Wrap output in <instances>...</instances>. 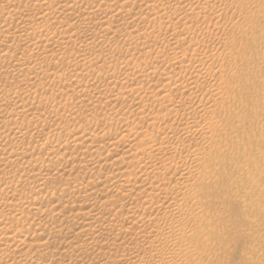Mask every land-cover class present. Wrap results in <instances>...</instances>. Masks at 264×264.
<instances>
[{
  "label": "rangeland",
  "instance_id": "rangeland-1",
  "mask_svg": "<svg viewBox=\"0 0 264 264\" xmlns=\"http://www.w3.org/2000/svg\"><path fill=\"white\" fill-rule=\"evenodd\" d=\"M16 1V2H15ZM23 1H24V3H23ZM21 0V2L19 1V0H11L10 1V7H9V9L11 10H17V8H18V10L17 11H19V10H23L24 9V6H25V8H27L26 6L28 5H30L31 4V2L32 1H30L29 3L28 2H26L25 3V1L26 0ZM50 2L47 4V5H51V6H54V7H57L59 4H58V2L57 1H55V0H49ZM55 1V2H54ZM102 1V2H101ZM133 0H115V1H113V0H92V2H91V4H88V5H84V17H86L85 19H84V22H80L81 24H79L78 26H76V31H78V29L79 28H81L82 26H84V27H82L81 29L82 30H84L85 32H84V36H85V33H86V37L84 38V55L87 57H84V75H83V77H81V80L79 79L78 81H77V84L75 85H73V87L74 86H76L74 89L71 87V86H69L70 88H72V90L69 88H67L68 89V92L69 93H71V95H69V93H68V95H63L62 96V98H61V96H54V92H55V89L57 88V86L59 85L60 87H64V85H65V87H67V85H70L71 84V82H73V80H74V74H75V72L77 73V72H80L81 71V69H82V65H75V64H73L72 62L74 61L73 59H72V57L74 56V55H76L77 53H79L80 51H78V49L79 50H81V49H83V47H81L80 46V48H79V45L76 43V45H75V43H73L72 41H70L69 40V38L70 37H72L73 39H74V37H77V36H79L81 33H79V35L77 34V35H74V33H73V31H71V29H69L70 27H68V29H58V28H54L53 26H50L49 25V22H51V21H60V24H62V25H66L65 23H72L73 22V20H72V18L68 15V13L67 12H69V11H71V10H76V9H72V8H69L68 7V10H66V12H65V10H63L64 12H63V14H60L59 16L58 15H52V18L51 17H48L47 19L49 20V21H46L44 24H42L40 27H37L36 25L37 24H35L36 22H38L40 19H39V16H40V13L39 14H36L31 20H28V21H26L27 23H24L25 25L23 26V27H15V23H11V24H13V27H11L12 25H10L9 23L7 24V25H9L10 26V28L11 29H9V28H7V25H6V23L7 22H4L5 21V16H7V14H8V11L7 10H9V9H7V10H2L1 9V11H0V24H2V22H3V26L1 25V29H3L2 31H0V32H2V35L3 34H5V35H8V33H9V36L10 35H12V36H10V37H8L7 38V40L9 41H7V40H5V41H0V49H4V48H7V49H14L15 51H17V52H19V53H25V54H29V56H30V58L32 59H30L32 62H34V63H43L42 65H45L44 67L47 69V71H46V69L43 71L42 70V72H41V70L40 71H37V69H33L34 68V66H31V67H29L28 69H26V67L24 68V69H21L20 71L22 72V70H24L21 74L19 73V72H14V71H12L11 69H10V71H11V73L12 72H14V73H16V75L14 74V73H10V71H9V69H8V67H6V66H2V65H0V81H1V83H0V93H1V91H2V94H0V100L1 99H3V97H5L4 99L6 100H1L0 101V106H1V104H2V106L0 107V111H1V113H3V114H1L0 113V115H3V116H0V133L2 134V135H0L1 137V139H0V149H6L7 147H9V149H10V151L12 150V153H13V151H14V153H20L21 154V161H20V159L18 158V161H16L17 163L15 164V163H13L12 165L11 164H9V163H6V164H4L5 162H7L6 160L4 161V158L2 157L1 158V154H0V163H1V166H0V177L3 179V178H5L6 180H7V182H6V180L5 179H3L2 181L4 182H6V184H5V182L3 183H1L0 184V187L2 188V189H0V210L1 211H4V208H5V210L8 208H12L11 210H13L15 213H20L21 212V210H22V208H23V203L21 204V201L23 202V193L21 194L22 195V197L18 194V193H12L11 192V188H10V186H21V183H20V185H19V182H24L25 181V179L24 178H29V175H30V173L32 174V172H34V173H40L41 175H40V177H39V181L38 182H40V181H43L44 183L46 182V183H48V184H51V185H54V187H58L59 186V184L60 183H62V184H64V186H65V188H73V186L75 185V184H78V183H83V185L85 184V188H84V190L86 191L85 193H91L90 195H89V197H87V199L84 197V202L80 199V197H73V198H68L67 196V194L68 193H66L65 192V188H63V190L61 191V190H59V189H61L62 187H64V186H62V184H60V186H59V188H57V191H56V193L57 194H47L46 195V193L44 194V193H41V195H39V197H36L37 199H35L34 201H33V209L31 208V210H30V214H32V215H34V216H38V217H42V219H43V221H42V224H40V225H37V224H35V222H34V224H31L32 223V221L31 220H29V223H28V220L26 221V223H25V221H24V223L22 222V226H21V223H18V222H16V223H11L12 225H10L9 223V226L8 225H6L7 227H6V229L5 230H7L9 233H8V236L10 237V235H11V237L8 239V241H7V245L6 246H4L3 248H5V249H2V251L1 252H3V256H1L2 254H0V264H20L19 262H21V258H23V257H25L26 255L25 254H29V256H31V255H36L37 253H39V252H41L40 251V246L38 245V244H40L41 242L43 243V242H45L43 245H44V250H45V252L46 253H53L52 255H53V257H51V258H49L50 260H48L47 258H44V261H40L39 262V264H49V262L50 263H52V264H57V263H59V262H74V261H78L77 263H83V261H84V264H90V263H92V264H112V259L110 258V256L109 255H111L110 253H112V252H114L115 250H118L119 252H121V247H122V243H121V241H123V243L124 242H129V241H134L135 242V237H134V235L133 234H130L129 232H124L123 230L125 229L126 230V228L127 227H129V226H132L131 225V223H128V222H126V221H124V220H120V221H118V222H120V226L123 228H120V230H117V231H114V233H113V231H108V230H106V232L104 231L105 229H100V227H99V225H98V223H100L101 222V218H102V216L105 214V213H107V212H109L110 210L112 211H115V210H120V211H123L122 213L123 214H125V213H127V212H131V211H135L136 212V214H138V216L140 215V216H147V215H149V212L151 211L149 208H146V210H145V208H143V207H140V208H138L139 210H137V206L136 205H138L139 204V202H142V200L144 199V192H143V189H142V192H134V193H132L131 195H130V197H128L127 198V196L126 197H124V195H123V191L121 190V189H119V188H121V187H119L120 186V184H119V186H118V183H113V182H111L109 179H106L105 178V174H113V172H117L118 171V169L117 168H115V166H113V165H111L113 162H115V161H119L120 163V165L122 164L123 165V167L125 166L127 169H128V166L130 167V166H135V159L136 158H138V159H136V160H140L141 162L138 164L139 166H143V165H149L150 164V159L149 158H147V154L145 153V154H143V151H142V148H141V146L142 147H144L143 146V144L142 143H140V141H136V140H132V133L134 132V129L136 128V127H134V125H135V122H136V115L138 116L139 114H140V112L142 111V109H143V105H142V103L140 102V100H139V97H137V95L138 94H140V95H142V93H143V96H144V94H146L145 95V97L147 96L148 98H149V101H148V103L146 104V113L147 114H145V116L147 115V116H149V120H147L148 119V117L146 116V119L144 120V123H143V128L145 129L146 128V125H147V122L149 123V121H150V119H151V117H150V115L152 116L155 112L157 113V111L159 110V103L160 102H163V103H168V101H167V99H164V98H158V99H160V100H158V101H153L152 102V100L156 97V94H155V90H156V88L158 87V86H162L163 85V83L166 85L165 87H167V81L166 80H162V79H160V77H159V73H161L162 71L163 72H166V71H168L167 69H163L164 67H162L161 68V70H159V72H158V74H155L154 75V81H156L157 83V85L159 84L158 82H161L162 83V85H161V83L157 86V85H155V86H153V88H151V87H148L147 85H142V86H137V84H135L134 82L137 80H140L139 79V75L140 74H142V73H145L146 72V70L144 71V69L142 68V67H139L138 66V64H139V62H138V60L139 61H141L142 63H147L148 65L149 64H151L152 63V61H153V58L154 57H161V55L163 56V57H165L166 59H170V60H168V61H171V58H172V60H173V58L175 59V57H177L178 55V57L180 58V56H183L184 55V57L186 58V59H190L191 57H189V56H193L191 53H194L195 52V54L194 55H196L197 56V53H198V57L200 56V57H203L204 55L206 56V54H211V53H214V51L216 50V53H221L222 52V54L224 55V53L226 54V52H227V56L229 55L230 57H226V59L227 58H231V60H233L232 58L234 57V60H235V63L233 62V61H228V62H232V63H228V66L226 67L228 70H226L227 71V73H228V71H229V66H230V64H231V66H230V68H232V65H234V66H239L240 65V63H241V65L240 66H242L241 67V69H240V71L239 72H237V74H236V76H233V81H232V83L233 82H235V83H233V87L232 88H234V84H237V86L239 87H241V88H238L236 85H235V88H237L236 90L235 89H232V90H230L229 89V91H228V89H227V93L229 92V98L227 99L228 100V102H226L227 100H226V97H225V99H222L221 97H214V94H213V92L215 93L216 92V90H214V87H213V85H215V84H217L219 81H218V76L216 77V76H213V74H210L209 72L207 73V71L205 72L206 74H208V75H205V73H204V75L205 76H207V77H205L204 76V80H202L200 83H199V85L196 87V88H194V91L196 90L197 91V93H195V92H192L194 95L192 96V94L191 93H185L184 95L187 97V99H185L186 101H194L193 103H195V102H197L198 100H199V98H202V97H204V98H207L208 96L207 95H209L210 97H208L210 100L208 101V102H210L209 104H208V102L204 105V107H202L203 109H202V111L201 110H195V112H197V113H195L194 112V110L193 111H191V115H190V117L192 116L193 118V120H208V122H209V120L210 121H212L210 124H209V128H211V129H209L208 127L205 129L206 131H205V133H207L206 134V136H207V138H206V136H205V134L204 135H202L201 137L200 136H196L195 135V133H194V130L193 129H195V128H193L192 130H190V132H189V135H188V133H181V132H179V133H181V134H179L178 132H170V133H168L167 135H168V137H169V139H168V137L167 136H165V138H163L164 136H162V135H164L163 134V132H161L162 130V127H165V128H163V129H165L166 131H167V126H168V124H170L169 123V121L167 122V123H165L166 124V126H164L165 124H161L160 125V128L159 127H156L155 128V130L152 132V134L154 135H152L151 137H152V140L153 139H155V142H157V144H160L159 142H161L164 146H166V145H171V146H173V145H175L176 143H178V142H180V140L182 141H189L191 144H192V146H194L195 148H198L199 149V151L200 150H202V151H200V155L201 156H204V158L203 157H201L202 159H200V158H198L196 161L195 160H192L191 158H189V157H187L186 159V164H185V170H186V172H187V170H188V173L190 172V173H192L191 175L192 176H195V175H197V176H195L196 178V182H194V177H193V182H192V180H191V182H192V187H191V183L190 182H188V186H190L191 187V189L189 190V188L190 187H188L187 186V190L190 192V191H196L197 189V192H193L192 193V196L190 195L191 194V192L190 193H188L187 191V193L189 194V198L190 197H192V198H194L195 200H196V198H198V202H197V200L195 201V203L196 204H194V205H197L198 207H197V209L199 208V210L200 209H202V212L201 211H197V209H196V213L197 214H199V215H201L202 216V220L198 223V225H197V223H195L194 224V222L192 223V217L191 216H189V215H186V216H184L185 217V219L187 220V225L188 226H186V228H185V231H183V234L185 235H181V233L179 234V235H177V236H182V238L183 237H185V238H187L188 237V239H192V238H195V251H193L195 254H193L192 256H194V257H192L191 256V258H193V259H191L190 260V264H192V261H194V260H196L195 261V263L194 264H264V104H262V103H264V101L262 100L263 98H264V75H262V74H264V56H262V55H264V0L262 1V0H260L259 1V6H258V4L257 5H255L254 6V4H252L251 3V5H250V0H245V1H247L246 3H245V1H243V0H238L237 2H235V4L234 5H226L225 7H224V10L222 11L221 10V14L220 15H215V17H213V18H211L210 20V22H209V17H208V15L207 14H209L210 12V10L208 11V8H210V5H206V4H203L204 6H207L206 8H207V12H205L204 10H202V9H200V11L202 10V11H204V13L201 11V13H203V14H200L199 12V9H198V5L196 4V3H198V1L197 0H190L189 1V3H185V4H181V5H176V4H173V2L175 3V1L174 0H170V1H168V0H162V1H158V0H149L148 2H144L143 4H138L139 3V1L138 0H134L135 2H132ZM136 1H137V3H136ZM173 1V2H172ZM207 1H210V0H207ZM54 2V3H53ZM57 2V3H56ZM105 2V3H104ZM109 4H108V3ZM113 2V3H112ZM120 2H121V5H120ZM125 2V3H124ZM160 2V3H159ZM240 2V3H239ZM244 4H243V3ZM0 3L1 4H3L4 2H2V0L0 1ZM15 3V4H14ZM93 3V4H92ZM98 3V4H97ZM127 3V4H126ZM136 3V4H135ZM148 3V4H147ZM151 3H155V4H152V6H151ZM212 3V2H211ZM210 3V4H211ZM100 4V5H99ZM135 4V5H134ZM159 4V5H158ZM167 5V8H169L170 10H171V14H173V16L171 15V17L170 18H168L167 19V21L166 20H164V19H166V18H160V17H158V16H161L160 15V12L159 11H161L162 12V9H164L163 7H165L166 8V5ZM170 4H172V8H171V5ZM245 4H247V5H245ZM249 4V5H248ZM15 5V7H14V9H13V6ZM32 5V4H31ZM30 5V6H31ZM98 5V6H97ZM147 5V6H146ZM156 5H157V7H156ZM170 5V7H168ZM192 5H195V6H192ZM240 5V6H239ZM242 5V6H241ZM1 6V5H0ZM90 6V7H89ZM96 6V7H95ZM111 6V8H112V10L109 8ZM158 6H159V9H158ZM161 6V7H160ZM163 6V7H162ZM175 6V7H174ZM236 6V7H235ZM2 7V6H1ZM0 7V8H1ZM33 6H31V7H29V8H32ZM63 7V6H62ZM61 7V9H63ZM88 7V8H87ZM114 7H116V8H114ZM146 7V8H145ZM153 7V8H152ZM156 8V12L153 14V13H151V12H154V11H152V10H154L155 8ZM177 7V8H176ZM181 7V8H180ZM182 7H184V8H182ZM195 7V9L193 10V8ZM221 7H222V9H223V5H221ZM243 7V8H242ZM244 7H246V8H244ZM249 9H248V8ZM259 7V8H258ZM33 8H36V7H33ZM59 8H60V5H59ZM65 8V7H64ZM95 8H97L96 10V12L94 13L93 12V10L95 9ZM99 8H101V9H99ZM143 10H142V9ZM148 8V9H147ZM149 8H151V9H149ZM161 8V9H160ZM185 8H186V10H185ZM197 8V9H196ZM113 9H114V11H113ZM127 9H129V11L127 10ZM132 9V10H131ZM158 9V10H157ZM172 9H174V11H172ZM218 9V8H217ZM229 9V10H228ZM234 9V10H233ZM34 10H36V9H34ZM40 10H41V7L39 6L38 7V10L36 11V12H40ZM136 10H139V11H136ZM182 10V11H181ZM184 10V11H183ZM248 10V11H247ZM261 10V11H260ZM7 11V12H6ZM91 13H90V12ZM130 11H132V12H130ZM135 11L138 13V15H137V13H135ZM140 11H142V12H140ZM149 11H150V13H149ZM188 11H190V13L188 12ZM226 11V12H225ZM257 13H256V12ZM6 14H4V13ZM43 12V11H42ZM87 12V13H86ZM93 12V13H92ZM105 12V13H104ZM175 12V13H174ZM177 12V13H176ZM186 12L187 13H189V14H186ZM239 12H241V13H239ZM255 12V13H254ZM259 12H261V15H258L259 14ZM113 13V14H112ZM119 13V14H118ZM140 13V14H139ZM143 13V14H142ZM147 13V14H146ZM193 13V14H192ZM199 13V15H198V17L196 16L197 14ZM232 13V14H231ZM238 13L240 14V15H238ZM251 13V14H250ZM254 13V14H253ZM4 14V15H3ZM107 16H106V15ZM135 14V15H134ZM146 14V15H145ZM152 14V15H151ZM159 14V15H158ZM176 14V15H175ZM179 14V15H178ZM192 14V15H191ZM206 14V15H205ZM218 14V13H217ZM225 14V15H224ZM249 15V17H248V15ZM263 14V15H262ZM3 15V16H2ZM92 15V16H91ZM103 15H105V16H103ZM108 15H110V16H108ZM130 15V16H129ZM155 15H156V18H154L155 17ZM175 15V16H174ZM185 15V16H192V17H189L188 18V16L187 17H183V16ZM203 15H205V16H203ZM231 15H233V16H231ZM247 17H245V16ZM256 15V16H255ZM38 16V17H37ZM57 16V17H56ZM124 16H126V18L124 17ZM137 16V17H136ZM144 16V17H143ZM152 16V17H151ZM180 16H182V17H180ZM203 16V17H202ZM231 16V17H230ZM258 17L259 18V20L258 19H256L255 17ZM95 17H97V18H95ZM98 17H100V18H98ZM104 17V18H103ZM107 17H109V18H107ZM114 19H113V18ZM198 18L197 20H196V18ZM219 17V19H217ZM234 17V18H233ZM238 17H240V18H238ZM241 17H244L245 18V20L243 19V18H241ZM253 19V21L251 20V18ZM254 17V18H253ZM3 18V19H2ZM38 18V19H37ZM54 18V19H53ZM55 18H57V19H55ZM106 18V19H105ZM134 18V19H133ZM152 18L153 19H155V21H153L152 20ZM179 18V19H178ZM183 18V19H182ZM202 18H205V19H202ZM206 18H208L207 19V22H204V21H206ZM248 18L251 20L250 22H248L249 20H248ZM65 19V20H64ZM90 19H92V20H90ZM104 19V20H103ZM108 19V20H107ZM110 19V20H109ZM126 19V20H125ZM132 19H133V21H132ZM143 19L145 20V21H143ZM158 19H160V21L158 20ZM182 19V20H181ZM184 19H185V21H184ZM188 19V20H187ZM191 19V20H190ZM213 19V20H212ZM217 19V21L218 22H214L215 20ZM229 19H231V20H229ZM67 20V21H66ZM87 20V21H86ZM127 20H128V22H127ZM150 20H152V21H150ZM178 20V21H177ZM193 20V21H192ZM200 20V21H199ZM203 20V22L205 23V24H203V22H201ZM235 20V21H234ZM239 22H238V21ZM243 20V21H242ZM101 21V22H100ZM109 21V23H107ZM111 21V22H110ZM135 21V22H134ZM149 21H150V23H149ZM163 21V22H162ZM180 21V22H179ZM200 24V25H198V23ZM87 22V23H86ZM90 22H92V23H90ZM100 22V23H99ZM105 24H104V23ZM134 22V23H133ZM138 22H139V24H138ZM141 22V23H140ZM159 22V23H158ZM210 23V26H209V23ZM217 24L216 26H215V24ZM235 22L237 23V25H238V29L236 30V28H235V26L234 27H232L233 26V24L234 25H236L235 24ZM241 22V23H240ZM248 23V25L246 24V23ZM252 22H254V23H252ZM48 23V24H47ZM82 23H84V24H82ZM86 23V24H85ZM98 23V24H97ZM119 23V24H118ZM121 23V24H120ZM129 23H131V24H129ZM133 23V24H132ZM142 23H143V25H142ZM145 23V24H144ZM207 23H208V25H207ZM231 23V24H230ZM27 24V25H26ZM92 24V25H91ZM97 24V25H96ZM107 24H108V26H107ZM195 24H196V26H195ZM203 24V25H202ZM222 26H221V25ZM226 24V25H225ZM228 24V25H227ZM240 24H242V28H241V25ZM244 24V25H243ZM6 25V26H5ZM31 26V27H37L38 29V31L39 32H41V34L42 35H40L41 37H39V41H37L38 43H36L35 44V42L33 43V45H35V46H28L27 48H24V47H26L25 45L23 46L22 44H21V39L23 38L22 37V35H24L25 36V34H27L26 32L24 33V30L23 29H25V30H27L28 28L26 27V26ZM43 25H44V27H43ZM48 25V26H47ZM104 25V26H103ZM115 25V26H114ZM120 25V26H119ZM127 25V26H126ZM198 25V26H197ZM212 25V26H211ZM214 25V26H213ZM236 25V26H237ZM8 26V27H9ZM20 26V25H19ZM94 26V27H93ZM99 26V27H98ZM103 26V27H102ZM106 26V27H105ZM119 26V27H118ZM188 26V27H187ZM218 26V27H217ZM230 26V27H229ZM243 26H244V28H243ZM249 26H250V30H249ZM7 29H6V28ZM25 27V28H24ZM35 27V28H36ZM90 27V28H89ZM104 27H105V29H104ZM203 27V28H202ZM217 27V28H216ZM220 27V28H219ZM224 27V28H223ZM12 28H16V29H12ZM20 28H21V31H20ZM40 28V29H39ZM44 28V29H43ZM94 28V29H93ZM103 28V29H102ZM106 28H107V30H108V32H107V30H106ZM115 28V29H114ZM118 28V29H117ZM120 28V29H119ZM123 28V29H122ZM189 28V29H188ZM201 28H202V30H201ZM226 28V29H225ZM247 28V29H246ZM0 29V30H1ZM5 29V30H4ZM17 29H18V31H17ZM57 29V30H56ZM79 30V31H82V30ZM113 29V30H112ZM126 31H125V30ZM221 29H223V30H221ZM228 29V30H227ZM231 29V30H230ZM235 29V30H234ZM13 30H15V31H13ZM43 30V31H42ZM100 30H102V31H100ZM112 30V31H111ZM117 30V31H116ZM118 30H120V31H118ZM216 30H218V31H216ZM225 30V31H224ZM8 31V32H7ZM29 30H27V32H28ZM56 33H55V32ZM61 31V32H60ZM68 31V32H67ZM89 33H88V32ZM105 31H106V33H105ZM115 31V32H114ZM124 31V32H123ZM131 31V32H130ZM201 31V32H200ZM205 31V32H204ZM226 33L227 31L229 32V34L231 33V31H232V33L234 32V36H233V39L234 40H232L231 42H230V45H229V47H228V45L227 44H225V45H223V42H222V39H223V37H224V32ZM241 31V32H240ZM243 31V32H242ZM13 32H15L16 34H14ZM30 32V31H29ZM71 32V33H70ZM97 32V33H96ZM99 32V33H98ZM121 32H122V34H121ZM126 32L128 33V35L126 34ZM212 32V33H211ZM221 32V33H220ZM236 32V33H235ZM239 32V33H238ZM24 33V34H23ZM31 33V32H30ZM50 33V34H49ZM60 33V34H59ZM95 33V34H94ZM108 33V34H107ZM115 33V34H114ZM121 35H120V34ZM126 35H125V34ZM217 33V34H216ZM240 34L239 36L240 37H238V36H236V35H238V34ZM241 33H243V35L241 34ZM70 34H71V36H70ZM104 35L105 37H103V38H99L98 39V36L99 35ZM107 34V35H106ZM136 36H135V35ZM200 36H199V35ZM212 34H214V36L212 35ZM216 34V35H215ZM222 34V35H221ZM224 34V35H223ZM246 34V35H245ZM251 34H252V37H251ZM13 35H14V37H13ZM15 35H17L16 37H15ZM20 35V36H19ZM30 35V34H29ZM52 35V37H50L49 38V36H51ZM54 35H55V37H54ZM112 35V36H111ZM130 35H132V37H130ZM140 37H139V36ZM219 35V36H218ZM33 35H32V33H31V37H32ZM59 36V37H58ZM88 36H90V39H89V37ZM95 36V37H94ZM97 36V37H96ZM110 36V37H109ZM116 36V37H115ZM125 36V37H124ZM135 36V37H134ZM153 36V37H152ZM155 36V37H154ZM207 36V37H206ZM210 36H212V37H210ZM248 36V38H246ZM34 37H36V36H34ZM61 37V39L62 40H67L68 41V44H64V46L65 45H69V46H65L63 49L64 50H66V52L64 51L63 52V49L62 50H59V51H54L52 54L53 55H51V54H49V55H46V56H44L43 55V52L42 51H44L43 49H45V50H47V49H49V48H51L52 50H54V49H56V47H53L54 46V43H56V39L57 38H60ZM107 37V38H106ZM120 37H122V39H120ZM164 39H163V38ZM214 37H216V38H214ZM237 37V38H236ZM251 37V38H250ZM36 38H38V37H36ZM94 38V39H93ZM155 38H156V40H155ZM192 40H191V39ZM200 38H201V40H200ZM203 38V39H202ZM214 38V39H213ZM219 38V39H218ZM220 38H222L221 40H220ZM239 38H241L240 40H242L241 42H240V40H239ZM15 39V40H14ZM96 39V40H95ZM100 39H102V40H100ZM108 39V40H107ZM116 39V40H115ZM135 41H137V42H135ZM148 39H150V40H148ZM152 39H154V40H152ZM210 41H209V40ZM59 40V39H58ZM87 40H88V42H87ZM94 40H95V42H94ZM98 40V41H97ZM125 40V41H124ZM133 40V41H132ZM167 40H169V41H167ZM204 40V41H203ZM218 40H220V41H218ZM249 40V43L248 42H246V41H248ZM251 40V41H250ZM71 43H70V42ZM93 41V42H92ZM107 41V42H106ZM114 41V42H113ZM129 41H131V42H129ZM141 41V42H140ZM144 43H143V42ZM148 41H150V42H148ZM161 41H162V44H161ZM164 41V42H163ZM178 43H176V42ZM191 41H193V43L191 42ZM198 41V42H197ZM6 42H8V43H6ZM91 42V43H90ZM111 42V43H110ZM140 42V43H139ZM154 42H155V44H154ZM156 42H157V44H156ZM200 42V43H199ZM213 42V43H212ZM250 42L252 43V44H250ZM3 43V44H2ZM6 43V44H5ZM53 43V44H52ZM73 43V44H72ZM86 43H87V45H86ZM117 43V46L115 45ZM128 43V44H127ZM136 43H138V44H136ZM170 43V44H169ZM175 43V44H174ZM196 43H199V44H197L196 45ZM203 43V44H202ZM15 44V45H14ZM93 44V45H92ZM95 44H97V45H95ZM168 44V45H167ZM173 46H172V45ZM192 44V45H191ZM195 44V45H194ZM211 44V45H210ZM219 44V45H218ZM229 44V43H228ZM5 47H4V46ZM13 45V46H12ZM101 45V46H100ZM106 45V46H105ZM133 45H134V47H133ZM144 45V46H143ZM177 45H179V46H177ZM203 45V46H202ZM207 45V46H206ZM227 45V46H226ZM256 45V46H255ZM76 46V47H75ZM78 46V47H77ZM111 46H113V47H111ZM205 46V47H204ZM53 47V48H52ZM86 47V48H85ZM136 47V48H135ZM166 47V48H165ZM168 47V48H167ZM219 47V48H218ZM228 47V48H227ZM251 47V48H250ZM17 48V49H16ZM22 48V49H21ZM32 49V51H31V49ZM35 48V49H34ZM40 48V49H39ZM43 48V49H42ZM70 48V49H69ZM72 48V49H71ZM121 48V49H120ZM170 48V49H169ZM174 48V49H173ZM217 48V49H216ZM226 48V49H225ZM229 48H233V51L231 50V49H229ZM243 48V49H242ZM69 51H68V50ZM77 49V50H76ZM208 49V50H207ZM221 49L223 50V51H221ZM228 49V50H227ZM250 49V50H249ZM29 50V52H26V51H28ZM36 51V52H34V51ZM138 50V51H137ZM161 50V51H160ZM164 50V51H163ZM166 50H167V52H166ZM210 50V51H209ZM214 50V51H213ZM252 50V51H251ZM71 51V52H70ZM134 51V52H133ZM135 51H137V52H135ZM158 51H159V53H162L161 55H159V53H158ZM206 51H208V52H206ZM224 51H226V52H224ZM229 51V52H228ZM33 52V53H32ZM42 54H41V53ZM45 52V51H44ZM59 52V53H58ZM72 53V54H70V53ZM141 52V53H140ZM204 52V53H203ZM232 52H233V54H232ZM251 52V53H250ZM66 53V54H65ZM127 53V55H126V57H125V55L124 54H126ZM137 53V54H136ZM158 55H157V54ZM168 53V54H167ZM215 53V54H216ZM261 53V56L259 55ZM33 54H34V56H33ZM36 54V55H35ZM43 55L44 56V58L43 57H41V55ZM63 54H65V55H63ZM109 54V55H108ZM118 54H120V55H118ZM133 56H132V55ZM31 55H32V57H31ZM51 55V56H50ZM72 55V56H71ZM138 55H139V57H138ZM155 55V56H154ZM203 55V56H202ZM236 55V56H235ZM253 55V56H252ZM39 56V57H38ZM63 56H65V58L63 57ZM110 56V57H109ZM113 56V57H112ZM120 56H121V58H120ZM132 56V57H131ZM169 56H171L170 58H168ZM174 56V57H173ZM6 58L8 57L9 58V56H5ZM109 57V58H108ZM141 57V58H140ZM150 57V58H149ZM156 57V58H157ZM177 57V58H178ZM184 57H181L180 59H183L184 61H186V62H188V60H186ZM260 59H262L263 58V60H258V58ZM46 58V59H45ZM68 58H70V59H68ZM111 58V59H110ZM127 58H133V59H136L137 58V60H136V66H138V67H135V69H136V71L137 72H135V74H134V76H136V77H134V76H131L132 77V80H131V82L129 81V79H126L127 78V75H126V73H127V70H126V65H125V61L127 60ZM178 58V59H179ZM238 58V59H237ZM253 58V59H252ZM39 59V60H38ZM118 59V60H117ZM123 59V60H122ZM142 59V60H141ZM150 59V60H149ZM229 59H227V60H229ZM240 59V60H239ZM35 60V61H34ZM41 60V61H40ZM47 60V61H46ZM72 60V62H69V61H71ZM107 60V61H106ZM109 60V61H108ZM40 61V62H39ZM45 61H46V63H45ZM116 61V62H115ZM123 61V62H122ZM148 61V62H147ZM241 61H243V62H241ZM87 62V63H86ZM107 62V63H106ZM112 62V63H111ZM121 62V63H120ZM140 62V64H142ZM249 62V63H248ZM70 64V65H68V64ZM120 63V64H119ZM237 63V64H236ZM5 64V63H4ZM102 66H101V65ZM104 64V65H103ZM111 64V65H110ZM263 64V65H262ZM68 65V66H67ZM100 65V66H99ZM108 65V66H107ZM121 65H122V67H121ZM125 65V66H124ZM261 65V67H259ZM78 66H80V67H78ZM87 66V67H86ZM90 66H92V67H90ZM244 66V67H243ZM4 67H6V68H4ZM33 67V68H32ZM94 67H95V69L96 68H98L99 69V71H100V75H98L96 78H97V80H96V82H98L99 83V86L97 87L96 85H93L92 86V84H90V83H88V82H90L89 80L90 79H92V78H94V75H92L93 74V72L92 71H94L95 69H94ZM111 67V68H110ZM4 68V69H3ZM107 68H109V69H107ZM243 68V69H242ZM5 69L6 70H8V71H5ZM69 69V70H68ZM108 70V71H105V70ZM121 69V70H120ZM134 69V70H135ZM138 69V70H137ZM246 71H245V70ZM26 70V71H25ZM58 70V71H57ZM101 70L104 72H101ZM124 70V71H123ZM140 70V71H139ZM166 70V71H165ZM60 71V72H59ZM113 71V72H112ZM40 72V73H39ZM57 72V74H59V75H61V77H62V75H63V77L62 78H60V79H62V81L60 80V79H54V78H52L51 76H49L51 73H56ZM65 72V73H64ZM67 72H68V74H67ZM119 72H120V74H119ZM121 72H122V74H121ZM126 72V73H125ZM141 72V73H140ZM178 71H176V72H172V74L174 75V73H177ZM241 72V73H240ZM255 72V73H254ZM9 75H8V74ZM25 73V74H24ZM72 73V74H71ZM103 73V74H102ZM140 73V74H139ZM240 73V74H239ZM252 73V74H251ZM259 73V74H258ZM14 74V75H13ZM41 74V75H40ZM42 74H44L43 76H42ZM46 74H48V75H46ZM171 74V73H170ZM239 74V75H238ZM7 76L8 75V77L9 78H11V76H12V81H14V82H10L9 83V85H7V86H4V85H2V79H3V77L4 76ZM28 75V76H27ZM32 75V76H31ZM33 75H34V77H33ZM52 75V74H51ZM106 75V76H105ZM113 75V76H112ZM249 75V76H248ZM251 75V76H250ZM260 75H262V78H259V76ZM18 76V77H17ZM25 76H27L26 77V79H25ZM46 76H47V78H46ZM49 76V77H48ZM90 76V77H89ZM105 76V77H104ZM123 76V77H122ZM159 78H158V77ZM178 76V75H177ZM189 76V75H188ZM211 76H212V79H211ZM256 76V77H255ZM30 77V78H29ZM33 77V78H32ZM43 78L42 79V81H44L45 83L43 84V85H45V86H43V85H39L38 84V81H37V79L38 78ZM70 77V78H69ZM98 77H100V78H98ZM117 77V78H116ZM122 78V80H121V78ZM133 77H134V79H133ZM185 76H183L182 77V79H180V80H182V81H186L187 80V76L184 78ZM209 77V78H208ZM237 77V78H236ZM239 77V78H238ZM258 77V78H257ZM261 77V76H260ZM17 78H18V80H17ZM66 78V79H65ZM84 78V79H83ZM90 78V79H89ZM104 78H107V79H104ZM120 78V79H119ZM125 78V79H124ZM156 78V79H155ZM234 78H235V80H234ZM30 79V80H29ZM46 79H47V81H46ZM51 79H53V80H51ZM72 79V80H71ZM83 79V80H82ZM103 79H104V81H103ZM117 79V80H116ZM136 79V80H135ZM206 79V80H205ZM215 79V80H214ZM260 79H263V80H261V81H259ZM21 80V81H20ZM24 80V81H23ZM29 80V81H28ZM35 80V81H34ZM60 80V81H59ZM65 80V81H64ZM67 80H69V81H67ZM99 80H101V82L99 81ZM107 80V81H106ZM112 80V81H111ZM114 80V81H113ZM127 80H128V83H127ZM238 80H240V82H238ZM258 81V82H256V85H254L255 84V82H252V81ZM23 81V82H22ZM110 81V82H109ZM126 81V82H125ZM162 81H164V82H162ZM204 81V82H203ZM214 81V82H213ZM18 82V83H17ZM40 82V81H39ZM59 82H61V83H59ZM65 82H67L66 84H65ZM81 82V83H80ZM111 84H109V83ZM113 82V83H112ZM123 82V83H122ZM211 82H213V83H211ZM245 82L246 83H250L249 85H250V87H249V85L247 84H245ZM262 82H263V84H262ZM23 83V84H22ZM59 83V84H58ZM87 83V84H86ZM101 83V84H100ZM103 83V84H102ZM131 83V84H130ZM253 85H252V84ZM15 84H17V85H15ZM19 84V85H18ZM27 84V85H26ZM32 84V85H31ZM121 84H122V86H121ZM132 84H133V86H132ZM88 85V86H87ZM113 85V86H112ZM126 85V86H125ZM128 85V86H127ZM12 86V87H11ZM16 86V87H15ZM22 86V87H21ZM28 86V87H27ZM43 86V87H42ZM47 86V87H46ZM86 86V87H85ZM96 86V87H95ZM101 86V87H100ZM111 86V87H110ZM164 86V85H163ZM202 86V87H201ZM212 86V88H209L208 89V87H211ZM247 86V87H246ZM259 86V87H258ZM9 87V88H8ZM15 87V88H14ZM25 87V88H24ZM27 87V88H26ZM32 87H33V89H32ZM56 87V88H55ZM91 87H93V89H95L94 91H93V89L92 90H90V88ZM124 89H123V88ZM133 87V88H132ZM136 87H137V89L138 90H136ZM139 87H141V88H139ZM143 87V88H142ZM170 87V89L169 90H171V87H174L173 85H169L168 84V88ZM202 89H201V88ZM255 87V88H254ZM3 88V89H2ZM13 88V89H12ZM19 88H21V89H19ZM30 89V92H29V96L27 97L28 99H22L21 100V98H19L18 96L20 95V93H19V91H21L22 89ZM36 88V89H35ZM42 88H43V90H42ZM55 88V89H54ZM80 88H81V90H83V88H84V90L87 92H85L84 94H85V96H83V99H82V101L83 102H81V99H80V101L77 99L76 100V98L74 99L73 97H74V94H75V92L74 91H76L75 89H79L80 90ZM88 88V89H87ZM96 88H97V90H96ZM104 88V89H103ZM115 88V89H114ZM120 88H122L121 90H120ZM147 88H149V89H147ZM167 88V89H168ZM32 89V90H31ZM100 89V90H99ZM131 91H130V90ZM140 89V90H139ZM148 90V91H145V90ZM152 89V90H151ZM173 89V88H172ZM201 89V90H200ZM225 89V91H226V88H222V90H224ZM239 89V90H238ZM6 90V91H5ZM17 90H18V92H17ZM36 90V91H35ZM40 90H42V91H40ZM52 90V91H51ZM54 90V91H53ZM69 90H71V91H69ZM104 90H106L105 92H104ZM111 92H113V91H115V92H117V94H118V99H116V102H114L115 101V99L113 100H110L111 102V104L110 105H113V106H110L109 105V103L107 104V102L105 103V98L110 94V91ZM113 90V91H112ZM125 90V91H124ZM126 90H127V92H126ZM134 90V91H133ZM141 90H142V92H141ZM166 91L167 92V94L169 93L170 94V92H172V90L171 91ZM235 90V91H234ZM15 91V92H14ZM35 93H34V92ZM45 91H47V92H45ZM90 93H89V92ZM96 91L98 92V93H96ZM103 91V92H102ZM122 91V92H121ZM137 91H140L138 94L136 93ZM145 91V92H144ZM150 91L151 92H153V94L152 93H150ZM204 91H206V92H204ZM219 91V90H218ZM220 91H221V89H220ZM230 91H231V95H230ZM234 91V92H233ZM238 91V92H237ZM254 91V93H252ZM3 92H4V94H3ZM13 92V93H12ZM51 93V94H53V95H51V94H49V93ZM92 92H94V93H92ZM100 92V93H99ZM118 92H120V93H118ZM126 92V93H125ZM32 93H33V95H32ZM73 93V94H72ZM91 93H92V95H91ZM105 93V94H104ZM122 93V94H121ZM125 95H124V94ZM130 93H132V95L130 94ZM136 93V94H135ZM173 93V92H172ZM232 93H234L235 94V96L233 95L232 96ZM7 94H9V95H7ZM15 94V95H14ZM16 94H17V96H16ZM19 94V95H18ZM48 94V95H47ZM88 94V95H87ZM101 94H103V95H101ZM135 94V95H134ZM150 94H152V95H150ZM155 94V95H154ZM187 94V95H186ZM191 94V95H190ZM195 94L197 95V96H195ZM242 95L243 97H239L238 95ZM244 94V95H243ZM257 95V98L258 99H256V95ZM47 95V96H46ZM107 95V96H106ZM123 95V100H122V97L120 98V96H122ZM127 95V96H126ZM131 95V96H130ZM190 95V96H189ZM204 95V96H203ZM206 95V96H205ZM228 95V94H227ZM247 95V96H246ZM3 96V97H2ZM9 96V97H8ZM64 96H65V98H64ZM70 98H69V97ZM73 96V97H72ZM103 96V97H102ZM106 96V97H105ZM136 96V97H135ZM196 98H195V97ZM254 96H255V98H254ZM17 98V100H16V98ZM33 98V100L34 99H36L35 101H33V104H34V106L31 104V103H29L30 101H32V98ZM46 97V98H45ZM66 97H68V98H66ZM94 99H93V98ZM132 97H134V99L132 98ZM151 97V98H150ZM152 97H153V99H152ZM193 97V98H192ZM234 97V98H233ZM249 97V98H248ZM263 97V98H262ZM47 98L49 99V100H47ZM53 98V99H52ZM73 98V99H72ZM157 98V97H156ZM189 98H191V100L189 99ZM212 98V99H211ZM221 98V100L219 101V99ZM232 98H233V100H232ZM252 98H254V101L252 102L251 101V103H249L250 102V100ZM41 99V100H40ZM43 99V100H42ZM56 101H55V100ZM62 99V100H61ZM68 99V100H67ZM92 99V100H91ZM102 99V100H101ZM129 99V100H128ZM133 99V100H132ZM195 99V100H194ZM214 99V100H213ZM215 99H216V101H215ZM15 100H16V102H15ZM38 100H40L41 101V103H40V101H38ZM54 100V101H53ZM72 100H73V103H71L72 102ZM86 100V101H85ZM127 100V101H126ZM138 100V101H137ZM175 100H178L177 98L175 99ZM212 100V101H211ZM233 101L232 103L230 102V101ZM240 102H239V101ZM242 100V101H241ZM258 100V101H257ZM261 100L263 101V102H261ZM4 101V102H3ZM20 103H19V102ZM50 101V102H49ZM76 101V102H75ZM103 101V102H102ZM191 101V102H192ZM257 101V102H256ZM2 102V103H1ZM8 102V103H7ZM10 102V103H9ZM35 102V103H34ZM62 102V103H61ZM78 102H80L79 103V105H77L78 104ZM88 102V103H87ZM92 102H93V104H92ZM95 102V103H94ZM155 102H156V106H154L153 107V105H155ZM224 102V103H223ZM256 102V103H255ZM16 103V104H15ZM28 104V105H26L27 107H29L30 105H32V106H30V108L32 109L33 107V109L31 110L30 108V110H31V114H34V115H27V117H23V116H19L20 114H19V112L17 111V110H19V107L22 105V104ZM59 103V104H58ZM64 103V104H63ZM66 103H67V105H66ZM92 105H91V104ZM129 103V104H128ZM134 103V104H133ZM138 103V104H137ZM151 103H153V105L151 104ZM217 103V104H216ZM221 103H223V105H221ZM253 103H254V105H253ZM4 104V105H3ZM15 104V105H14ZM19 104V105H18ZM21 104V105H20ZM38 106H37V105ZM41 104H42V106H41ZM44 104H45V107H44ZM49 104V105H48ZM52 104V106H50ZM56 105V107H55V105ZM88 104H90V105H88ZM98 105V107L96 108V106ZM107 104V105H106ZM116 104V105H115ZM151 106H150V105ZM186 105H183V107L185 108V107H187V105H188V103L186 102L185 103ZM211 104V105H210ZM221 105V109H219L220 108V105ZM237 104V105H236ZM246 104V105H245ZM252 104V105H251ZM260 104V105H259ZM262 104V105H261ZM6 105V106H5ZM18 105V106H17ZM47 105V106H46ZM62 105V106H61ZM64 105H66L67 106V108H66V106L64 107ZM73 105V106H72ZM76 105V106H75ZM100 105V106H99ZM107 107H106V106ZM135 105H137V106H135ZM207 105V106H206ZM226 105V106H225ZM230 105H232V106H230ZM236 105V106H235ZM244 105V107H242ZM10 106V107H9ZM36 106V107H35ZM41 107V109H40V107ZM71 106H72V108H71ZM82 107V108H84V116H81V115H79L77 112H76V108L77 107ZM95 106V107H94ZM152 107V109L150 108V111L149 110H147V108L149 109V107ZM158 106V107H157ZM256 106V107H255ZM258 106V107H257ZM9 107V108H8ZM47 107H50V109H53L54 111H57V113H60V114H64L65 115V121H64V123H65V128L63 129V130H61L60 131V135L59 134H57L54 138H53V141L52 142H50L49 144H48V147L46 148V149H44L43 151H40V157H38V158H36V161H35V158L33 159V158H29V156L31 155L30 154V152H32V150L33 149H36L38 146H39V144L40 143H42V139H37V137L38 136H36L37 134L39 135V134H42V133H44V132H47L48 130H52V125H53V119H55L54 117L55 116H53V115H50L51 117H49V114L47 115V114H45L44 115V112L45 113H48V112H46L47 110L46 109H48V111H49V108H47ZM52 107V108H51ZM58 107H59V109H58ZM92 107V108H91ZM110 109H109V108ZM224 107H225V111H226V115L225 114H223V113H225V112H223L224 110H222V109H224ZM227 107H228V109H227ZM234 107V108H233ZM241 107V108H240ZM2 108H3V110H2ZM43 108H45V109H43ZM61 108V109H60ZM66 110V112H65V110ZM70 108V109H69ZM108 108V109H107ZM137 108V109H136ZM158 108V109H157ZM212 108V109H211ZM238 108V109H237ZM9 109H10V111H9ZM205 109V110H204ZM208 109V110H207ZM214 109V110H213ZM217 109H218V111H217ZM227 109V110H226ZM240 109V110H239ZM45 110V111H44ZM63 110V111H62ZM73 110H75V111H73ZM96 110V111H95ZM140 110V111H139ZM244 110V111H243ZM41 113H40V112ZM72 111V112H71ZM86 111V112H85ZM188 111V110H187ZM208 111V112H207ZM211 111V112H210ZM235 111V112H234ZM258 111V112H257ZM5 112V113H4ZM34 112V113H33ZM39 112V113H38ZM43 112V113H42ZM63 112H65V113H63ZM75 113V114H72V113ZM149 112H150V114H149ZM194 112V113H193ZM229 112V113H228ZM232 112H234L233 114H232ZM245 112V113H244ZM249 113V115H248V113ZM8 113H11V114H8ZM78 115H77V114ZM139 113V114H138ZM211 113H213V114H211ZM228 113V114H227ZM240 113V114H239ZM19 114V115H18ZM104 114V115H103ZM136 114V115H135ZM149 114V115H148ZM203 114V115H202ZM237 114H239V115H237ZM15 115V116H14ZM41 115H43V116H41ZM47 115V116H46ZM93 115V116H92ZM120 115V117H124L126 120H129L128 122L130 123V125H126V127L125 126H123V125H118V124H115L116 123V118H118V116ZM134 115H135V117H134ZM228 115V116H227ZM237 115V116H236ZM5 116V117H4ZM31 116L32 117H34V116H37V117H34V118H31ZM68 118H67V117ZM78 116V117H77ZM81 116V117H80ZM85 116L87 117V118H85ZM95 116V117H94ZM98 116V117H97ZM204 116V117H203ZM230 116V117H229ZM233 116V117H232ZM29 117V118H28ZM45 117H46V119H45ZM47 117H49V118H47ZM77 117V119H75ZM84 117V118H83ZM94 117V118H93ZM104 117V118H103ZM232 117V118H231ZM2 118V119H1ZM12 118V119H11ZM35 118H37V119H35ZM41 120H40V119ZM44 118V119H43ZM83 118V119H82ZM93 118V119H92ZM225 118H226V120H225ZM238 118H240V119H238ZM14 119V120H13ZM15 119H17L16 121H18L19 123H20V125L22 126V127H20L19 129H18V127H16V126H14V121H15ZM29 119V120H28ZM49 119V120H48ZM131 119V120H130ZM192 119H190L191 121H193ZM228 119H229V123L227 122L228 121ZM250 119V120H249ZM261 119V120H260ZM46 120V121H45ZM77 120V121H76ZM115 120V121H114ZM132 120H134L133 122H132ZM226 121L225 123H223L222 121ZM24 121H26V122H24ZM31 121V122H30ZM67 121V122H66ZM83 121V122H82ZM85 121V122H84ZM91 123H90V122ZM93 121V122H92ZM171 121V120H170ZM214 121V122H213ZM231 121V122H230ZM245 121V122H244ZM251 121V122H250ZM259 121V122H258ZM4 122V123H3ZM22 122V123H21ZM52 122V123H51ZM172 122V121H171ZM217 122H218V125H219V123H220V125H221V127H220V125H219V127H218V125H217ZM43 123V124H42ZM48 123V124H47ZM50 123V124H49ZM67 123V124H66ZM75 123V124H74ZM78 123V124H77ZM88 123H90L89 125H88ZM213 123L216 125V126H212L213 125ZM32 124V125H31ZM35 124V125H34ZM84 124V125H83ZM87 124V125H86ZM134 124V125H133ZM212 124V125H211ZM222 124H223V127H222ZM229 125V127H227L228 125ZM34 125V126H33ZM43 125V126H42ZM82 126L84 129H85V132H87V131H89L88 133H90L91 134V132H92V134L90 135V136H86L87 137V139H86V137H84V144L85 145H87V144H92V146L94 145L95 147V149L94 150H92V152H90V153H88V152H86V148L84 147V152L83 151H79V150H77V148H75V150L73 149V151H71V152H73L72 153V155L73 156H75V158H76V161H74V162H72V163H70L71 161H69L66 165H59V164H57V168L56 169H46L47 168V164L49 163V164H51L52 163V161H55L54 159L55 158H53V157H57V156H59V155H61V154H63V153H61V152H63L62 151V149H60L59 148V146L57 147V145H59V144H57V142H54V141H56V137H60V139H65L66 138V130H67V126H68V128L70 127V126ZM117 125V126H116ZM227 125V126H226ZM232 125V126H231ZM243 125V126H242ZM27 126H29L28 128H27ZM47 126V127H46ZM50 126H52V127H50ZM88 126V127H87ZM90 126V127H89ZM122 126V127H121ZM137 126V125H136ZM212 126V127H211ZM7 127V128H6ZM15 127V128H14ZM23 127H24V129H23ZM42 127H44V128H42ZM106 127V128H105ZM4 128V129H3ZM22 128V129H21ZM38 128V129H37ZM104 128V129H103ZM132 128H134V129H132ZM158 128H159V130H158ZM225 128H226V130H225ZM261 128V129H260ZM16 129H18V132L20 131V132H22V133H20V134H22V136L23 135H27V136H23L24 137V139H23V137H21V138H19V139H21V140H23V141H21V140H17V141H11V139L9 138V136L11 137L12 135H13V133L16 131ZM26 129V130H25ZM32 129V130H31ZM102 131H101V130ZM107 129H108V131H107ZM124 129V130H123ZM157 129V130H156ZM3 130V131H2ZM10 130V131H9ZM28 130V131H27ZM65 130V131H64ZM126 130V131H125ZM224 130H225V134L223 135V133H224ZM244 130V131H243ZM263 130V131H262ZM2 131V132H1ZM12 131V132H11ZM27 131V132H26ZM42 131H44V132H42ZM58 131V130H57ZM57 131H55V132H57ZM99 131V132H98ZM122 131V132H121ZM131 131V132H130ZM193 131V132H192ZM222 132V135H221V132ZM239 131V132H238ZM255 131V132H254ZM23 132H25V133H27V134H23ZM40 132V133H39ZM42 132V133H41ZM65 132V133H64ZM98 132V133H97ZM100 132H101V134H100ZM128 132H130L129 134H128ZM159 132H161V134L159 133ZM192 132V133H191ZM216 132H219V133H217L218 135H215V133ZM230 132V133H229ZM263 132V133H262ZM7 133V134H6ZM10 133H11V135H10ZM97 133V134H96ZM116 133H119V134H116ZM123 133H125L124 135L126 136V137H128L129 139V141H130V147L128 148V146H123V148H125L124 150L126 151V150H131L130 152H129V156L127 155L124 159H121V156L122 155H124L125 153L127 154V152H125L124 153V151L122 150L123 148H122V144L124 145V144H126V143H120V145H115L114 146V148H113V146L112 145H108V144H111V139L115 136V135H121V134H123ZM159 133V134H158ZM227 133H229V135L227 134ZM236 133H238V134H236ZM261 133V134H260ZM6 134V135H5ZM127 134H128V136H127ZM157 134H158V136H157ZM192 134V135H191ZM209 134V135H208ZM213 135L212 136V138H210L211 137V135ZM226 134H227V136H226ZM95 135V136H94ZM103 135V136H102ZM171 135V136H170ZM193 135H195V139L193 140V138H194V136ZM244 135H245V137H244ZM4 136V137H3ZM5 136H7V139L5 138ZM29 136V137H28ZM100 136V137H99ZM192 136V137H191ZM205 136V137H204ZM210 136V137H209ZM230 136V137H229ZM252 136V137H251ZM58 137V138H59ZM163 138V139H161V138ZM196 137H198V138H196ZM202 137H204V138H202ZM216 138V140H214L215 138ZM246 137H247V139H246ZM39 138V137H38ZM91 138V139H90ZM96 138V139H95ZM159 138V139H158ZM189 138V139H188ZM202 138V139H201ZM231 138H232V140H231ZM239 138V139H238ZM242 138V139H241ZM248 138H250V139H248ZM6 139V140H5ZM63 139V140H64ZM89 139V140H88ZM96 141H95V140ZM212 139V140H211ZM219 139H221V140H219ZM243 141V142H240L241 140ZM107 140H109L108 142H107ZM151 140V139H150ZM162 140H165L164 142L162 141ZM177 142H176V141ZM200 140V141H199ZM206 140H208V141H206ZM209 140H211V141H209ZM233 141V142H231V141ZM21 141V142H20ZM87 141V142H86ZM92 141V143H90ZM93 141H95V142H93ZM128 141V142H129ZM148 141V140H147ZM154 141V140H153ZM204 141V142H203ZM6 142V143H5ZM15 142V143H14ZM20 142V143H19ZM24 142V143H23ZM133 142V143H132ZM135 142V143H134ZM140 143V145L138 146V144ZM239 142V143H238ZM245 142V143H244ZM14 143V144H13ZM26 143V145H24ZM35 143V144H34ZM87 143V144H86ZM136 143H137V145H136ZM227 143V144H226ZM233 145H232V144ZM241 143V144H240ZM4 144V145H3ZM16 144V145H15ZM18 144V145H17ZM173 144V145H172ZM235 144V145H234ZM8 145V146H7ZM13 145V146H12ZM21 145V146H20ZM28 145H30L29 147H27ZM32 145V146H31ZM35 145V146H34ZM53 145V146H52ZM55 145V146H54ZM136 145V146H135ZM238 145V146H237ZM117 146H118V148H117ZM169 146H167V147H169ZM198 146V147H197ZM32 149H31V148ZM52 147H53V149H52ZM106 147V148H105ZM127 147V148H126ZM140 147V148H139ZM233 147V148H232ZM113 148V149H112ZM137 148V149H136ZM139 148V149H138ZM193 148V147H192ZM201 148V149H200ZM203 148V149H202ZM8 149V148H7ZM25 149V150H24ZM29 149V150H28ZM117 149V151H115ZM135 149V150H134ZM205 149V150H204ZM27 150V151H26ZM52 150H54V153H53V151ZM98 150H99V153H97L98 152ZM111 150V151H110ZM118 150H120V151H118ZM140 150H141V152H140ZM204 150V151H203ZM207 150V151H206ZM2 151V150H1ZM0 151V152H1ZM16 151V152H15ZM20 151V152H19ZM25 152V155H28V157H26L24 154L22 155V153H24ZM102 151V152H101ZM115 151V152H114ZM75 152V153H74ZM94 152V155L92 154ZM111 152H113V153H111ZM207 152V153H206ZM29 153V154H28ZM65 153V152H64ZM83 153V155H81V154ZM87 153V154H86ZM100 153H102V154H111V160L109 161V163L107 162V163H104V162H98V161H96V160H94V158L96 157L97 158V156H98V154H100ZM116 153V154H115ZM118 153V154H117ZM124 153V154H123ZM137 153V154H136ZM204 153V154H203ZM92 156H91V155ZM122 154V155H121ZM131 154H133V155H131ZM141 154V155H140ZM45 155V156H44ZM54 155V156H53ZM67 155V154H66ZM79 155H81V156H79ZM87 155V156H86ZM117 155V156H116ZM170 155V156H169ZM168 156L169 157H171V159L172 160H178V157H179V152H173L172 151V153H170ZM184 155V154H183ZM199 155V156H200ZM205 155H206V157H205ZM23 156H25V157H23ZM68 156V155H67ZM84 156V158L87 160V162H86V160H84V163L85 164H81L82 162H78V160H79V158L80 157H83ZM133 156H135V157H133ZM140 156V157H139ZM146 156V157H145ZM33 157V156H32ZM50 157V158H49ZM65 157V156H64ZM92 157H93V159H92ZM118 157H120V159L118 158ZM133 157V158H132ZM142 157V158H141ZM24 158H26V159H24ZM28 158H29V160H28ZM88 158V159H87ZM91 158V159H90ZM95 158V159H96ZM118 158V159H117ZM175 158V159H174ZM23 159H24V161H23ZM38 159V160H37ZM90 159V160H89ZM112 159H113V162H112ZM115 159H117V160H115ZM126 159V160H125ZM132 159H134V160H132ZM200 159V160H199ZM34 160V161H33ZM91 160H93L92 162H91ZM115 160V161H114ZM143 160V161H142ZM146 160V161H145ZM203 160V161H202ZM222 162H221V161ZM4 161V162H3ZM26 161V162H25ZM123 163H122V162ZM206 163H205V162ZM21 162H23V164H25V165H23V164H21ZM34 162H36V163H34ZM38 162V163H37ZM190 162V163H189ZM193 162V163H192ZM43 163V164H42ZM115 163H117V162H115ZM196 165H195V164ZM200 165H199V164ZM224 163V164H223ZM2 164H4V165H2ZM22 166H21V165ZM75 164V165H74ZM81 164V167L79 166ZM109 164V165H108ZM131 164V165H130ZM141 164H143V165H141ZM188 164V165H187ZM202 164V165H201ZM239 164H240V166H239ZM20 165V166H19ZM42 165V166H41ZM45 165V166H44ZM59 165V166H58ZM72 165H73V167H76L77 165V167L75 168V172H73L72 171V169L71 168H73L72 167ZM92 165V166H91ZM111 165V166H110ZM121 165V166H122ZM199 165V166H198ZM246 166V169H243V168H245L244 166ZM251 165H252V168H251ZM3 166V167H2ZM5 166V167H4ZM10 166V167H9ZM13 166V167H12ZM24 166V167H23ZM99 166H100V168H99ZM195 166V167H194ZM235 166V167H234ZM238 166H239V168H238ZM243 166V167H242ZM247 166H248V168H247ZM7 167H8V169H7ZM23 169L22 170V172H20L21 171V169ZM62 167V168H61ZM123 167L121 168V170H120V172H124L123 170H125V167H124V169H123ZM218 167V168H217ZM4 168V169H3ZM14 168V169H13ZM17 168H19L20 169V171H19V169H17ZM24 168H27V169H24ZM32 170H31V169ZM34 168V169H33ZM50 168H52V167H50ZM68 168V169H67ZM80 168V169H79ZM96 169L97 170V172L96 173H92V171H91V169ZM224 168V169H223ZM250 168V169H249ZM261 170H260V169ZM28 169H29V171H28ZM74 169V168H73ZM79 169V170H78ZM92 169V170H93ZM193 169V170H192ZM252 169V170H251ZM257 169V170H256ZM2 170V171H1ZM11 170V171H10ZM38 170V171H37ZM44 170H45V172H44ZM63 170H65V171H63ZM83 170H84V172L86 171V173L84 174V172H83ZM107 170H109V171H107ZM191 170V171H190ZM237 170V171H236ZM251 170V171H250ZM26 171H28V172H26ZM32 171V172H31ZM37 171V172H36ZM42 171H43V173H42ZM49 171V172H48ZM61 171V172H60ZM67 171V172H66ZM79 171V172H78ZM83 173H82V172ZM102 171V172H101ZM107 171V172H106ZM172 172H173V170H171ZM170 171V172H171ZM197 171V172H196ZM219 171V172H218ZM2 172V173H1ZM13 172V173H12ZM100 172V173H99ZM119 172V171H118ZM200 172H202V173H200ZM203 172L205 173V174H203ZM213 172H214V175H212L213 174ZM239 172V174H241V172H242V174L241 175H237V176H240V179L238 180V178L239 177H237L236 176V174ZM251 172V173H250ZM255 172V173H254ZM6 173V174H5ZM29 175H28V174ZM46 173V174H45ZM70 173V174H69ZM79 175H78V174ZM90 173V174H89ZM211 173V174H210ZM216 173V174H215ZM219 173V174H218ZM235 173V174H234ZM246 173V174H245ZM258 173V174H257ZM51 174V175H50ZM65 174V175H64ZM83 176H82V175ZM200 174H203V175H205V177L203 178V176L202 175H200ZM207 174H210L211 175V177L208 175L207 177H206V175ZM221 174V175H220ZM253 174V176H249V175H252ZM2 175V176H1ZM19 175V176H18ZM25 175V176H24ZM66 175H69V176H66ZM73 175L75 176V175H77V176H75V177H73ZM99 175V176H98ZM232 175V176H231ZM246 177H245V176ZM5 176V177H4ZM7 176V177H6ZM9 176V177H8ZM28 176V177H27ZM50 176V177H49ZM227 176V177H226ZM236 178H235V177ZM249 178H248V177ZM12 177V178H11ZM56 179H55V178ZM60 177H62V179L60 178ZM68 177H70V178H68ZM209 177H210V179H209ZM14 178V179H13ZM23 178V179H22ZM68 178V179H67ZM82 180H81V179ZM95 178V179H94ZM215 178V179H214ZM226 178V179H225ZM235 178V179H234ZM241 178H243V179H241ZM244 178H246V179H244ZM251 178V179H250ZM30 180H31V178H29ZM41 179V180H40ZM51 179V180H50ZM70 179V180H69ZM103 179V180H102ZM201 181H200V180ZM206 179V180H205ZM11 182H10V181ZM22 180V181H21ZM55 180V181H54ZM108 180V181H107ZM198 180L201 182H199L198 183ZM206 181L207 182V185H209V186H207L206 185V182L204 183V182H202V181ZM208 180V181H207ZM228 180H229V182H228ZM244 180V181H243ZM248 180H250V181H248ZM251 180L253 181V182H251ZM15 181V182H14ZM32 181H34V180H31V182ZM71 181V182H70ZM76 181V182H75ZM86 181L87 182H89V183H86ZM101 181V182H100ZM154 181V180H153ZM157 181V180H156ZM244 183H243V182ZM258 183H257V182ZM17 182V183H16ZM57 182H59V183H57ZM111 182V183H110ZM133 182V181H132ZM131 182V183H132ZM158 182V181H157ZM157 182H155L154 181V183H152L153 185H156L157 184ZM208 182H213L212 184H210V183H208ZM249 184H248V183ZM7 183H9V184H7ZM40 183H42V182H40ZM54 183V184H53ZM67 183V184H66ZM71 183V184H70ZM105 183V184H104ZM121 184H126L125 183V181L123 182H120ZM156 183V184H155ZM195 183V184H194ZM196 183H198V184H196ZM217 183V184H216ZM253 183H255L254 185H253ZM12 184V185H11ZM87 184V185H86ZM114 184V185H113ZM196 185V186H198V188L197 187H195L194 188V185ZM207 186V189L205 188L206 186ZM239 184V185H238ZM241 184V185H240ZM251 184H252V186H251ZM257 184L259 185V186H261V189L258 187V188H255V186L257 187ZM30 186L29 187H31L32 189H30L28 186H27V188L24 190V193L25 194H27V191H28V196H34V194H32L33 192H30L31 190H35L36 189V187H38V186H35V184L33 183H31V184H29ZM32 185V186H31ZM69 185V186H68ZM72 185V186H71ZM94 185V186H93ZM96 185V186H95ZM200 185L203 187V185L205 186V187H203V194H204V192H205V195H203L202 193H200L199 191H202V187H200ZM213 185H215V186H213ZM223 185V186H222ZM7 187V189H6V187ZM35 186V187H34ZM67 186V187H66ZM101 186H103V187H101ZM114 186V187H113ZM150 185H148L147 187H149ZM217 186V187H216ZM219 186V187H218ZM249 186V187H248ZM9 187V188H8ZM34 187V188H33ZM147 187H145L146 189H144V190H146L147 192H148V190L150 189V187H149V189L147 188ZM199 187H200V189H199ZM19 188V187H18ZM69 188V189H70ZM88 188H89V190H88ZM116 188V189H115ZM144 188V187H143ZM197 188V189H196ZM241 188V189H240ZM98 189V190H97ZM115 189V190H114ZM176 188H174V190H175ZM194 189V190H193ZM243 189H245V190H243ZM254 189V190H253ZM5 190V191H4ZM27 190V191H26ZM30 190V191H29ZM98 192H97V191ZM179 190H180V188H179ZM183 190H185L184 188H182V190L181 191H183ZM206 190H208L209 192H207ZM217 190V191H216ZM253 190V191H252ZM59 191H60V193H59ZM150 191V190H149ZM221 191H222V193H221ZM7 192V193H6ZM64 192V193H63ZM97 192V193H96ZM117 192H118V194H117ZM174 192H176V190L174 191ZM218 192V193H217ZM9 193V194H8ZM31 195H30V194ZM92 193H94V194H92ZM122 193V194H121ZM140 193H143V194H140ZM12 194V195H11ZM87 194V195H88ZM109 194V195H108ZM118 196H117V195ZM120 194V195H119ZM139 194L141 195V196H143V197H141L140 196V199H139ZM196 194V195H195ZM198 194V195H197ZM212 194V195H211ZM216 194V195H215ZM11 195V196H10ZM44 195H45V197H44ZM52 195V196H51ZM57 195V196H56ZM60 195V196H59ZM65 195H66V197H65ZM116 196V198L118 199V200H114V202H109V203H107L108 201H106V200H108V198H110L111 196L112 197H115ZM137 195V196H136ZM196 197H195V196ZM207 195V196H206ZM209 195V196H208ZM213 197V198H211V196ZM253 195L255 196V197H253ZM4 196V197H3ZM7 196V197H6ZM19 198H18V197ZM49 196H51V197H49ZM108 196V197H107ZM123 196V198H121ZM194 196V197H193ZM197 196H200V197H197ZM2 197V198H1ZM16 197V198H15ZM54 197V198H53ZM59 197H61V198H59ZM93 197V198H92ZM138 197V199H139V201H138V199H136ZM21 198V199H20ZM79 198V199H78ZM92 198V200H89V199H91ZM127 198V200H124V199H126ZM189 198H188V200H186V203H185V200L182 202L183 204H182V206H186V208H189L190 206L192 207V205H193V203H194V201L192 200V198H190V200H189ZM200 198V199H199ZM10 199H11V201H10ZM20 199V200H19ZM57 199H58V201H60V202H58L57 201ZM67 199H68V201H67ZM74 199V200H73ZM103 199H105V200H103ZM209 199V200H208ZM212 199H214V200H212ZM2 200V201H1ZM18 200V201H17ZM48 200V201H47ZM71 200V201H70ZM80 200V201H79ZM137 200V201H136ZM216 200V201H215ZM37 201V202H36ZM50 201V202H49ZM74 201H75V203H74ZM76 201H78V202H76ZM104 201V203H102V202ZM189 201V202H188ZM193 201V203H191ZM204 201V202H203ZM212 201V202H211ZM215 201V202H214ZM256 201V202H255ZM12 202V203H11ZM45 202V203H44ZM71 204H70V203ZM91 202V203H90ZM93 202V203H92ZM137 202V203H136ZM200 202V203H199ZM203 202V203H202ZM9 203H11V204H9ZM16 203V204H15ZM48 203H50V204H48ZM104 204V205H102V204ZM115 203V204H114ZM133 203H135V204H133ZM199 203V204H198ZM202 203V204H201ZM206 203V204H205ZM211 203V204H210ZM6 204V205H5ZM9 204V205H8ZM57 204V205H56ZM63 204V205H62ZM73 204V206L72 207H70L71 205ZM78 204V205H77ZM79 204H81V207H84L83 209L81 208V207H79L80 205ZM113 204H114V206H113ZM123 204V205H122ZM187 204V205H186ZM190 204H192V205H190ZM201 204V205H200ZM5 205V207H3ZM14 205V206H13ZM21 205V206H20ZM49 205V206H48ZM54 205H56V206H54ZM70 205V206H69ZM122 205V207H120ZM239 205V206H238ZM11 206V207H10ZM43 206V207H42ZM51 206H54V208H56V209H53V208H51ZM75 206V209L73 208ZM102 206V207H101ZM132 206V207H131ZM201 206H202V208H201ZM209 206H211V207H209ZM21 207V208H20ZM36 207H37V209H36ZM48 207L49 208H51L50 210H54V212H56V211H59L60 209L61 210H63L62 211V213L63 214H65V215H67L68 216V213H70L69 214V219H67V221H64V220H62V219H60V218H58L55 214H53L54 212L53 211H48V214H46L45 213V211L48 209ZM58 207V208H57ZM64 207V208H63ZM66 207V208H65ZM111 207V208H110ZM116 207V208H115ZM128 207H129V209H128ZM17 208V209H16ZM60 208V209H59ZM77 208V209H76ZM79 208V209H78ZM97 208H98V210H97ZM120 208V209H119ZM121 208H122V210H121ZM142 208V209H141ZM204 208V209H203ZM36 209V210H35ZM42 209H43V213L41 212L42 211ZM58 209V210H57ZM74 209V210H73ZM83 211L84 210V212L85 211H91V210H93V211H91V218L89 217V218H87L86 220H84V222H81V220L80 219H82L81 218V215H78L77 213H75V214H77V215H75L74 214V212H80L81 210ZM105 209V210H104ZM134 209V210H133ZM207 210V214H205L206 212V210ZM20 210V211H19ZM38 210H39V212H38ZM129 210V211H128ZM34 211V212H33ZM50 212H51V214H50ZM98 212V213H97ZM138 212V213H137ZM200 212V213H199ZM203 212H204V214H203ZM73 215H72V214ZM194 213V212H193ZM202 213V214H201ZM38 214V215H37ZM211 214V215H210ZM75 215V216H74ZM77 216H78V218H77ZM37 217V218H38ZM40 217V218H41ZM48 217H49V219H48ZM74 219H73V218ZM58 218V219H57ZM190 218V219H189ZM211 218V219H210ZM51 219V220H50ZM55 219V220H54ZM98 219V220H97ZM205 219L207 220V219H209V221L207 220V222L205 221ZM47 220V221H46ZM69 220V221H68ZM80 220V221H79ZM36 221H38V220H36ZM188 221H189V223H188ZM204 223H203V222ZM43 222H46L45 224L43 223ZM70 222H72V225H71V223ZM79 222V223H78ZM95 222V223H94ZM124 222V223H123ZM208 222H210V223H208ZM82 223V224H81ZM83 223L84 224H86V225H88V223H90V225H88L89 226V228L91 229V230H88L87 229V227L88 226H86V225H83ZM206 223V224H205ZM47 224V225H46ZM48 224H51L52 225V227H53V225H55V226H57V225H59L58 226V228H57V233L56 232H54L53 230H52V227L51 226H49ZM62 224V225H61ZM74 224V225H73ZM77 224H78V226H77ZM190 224H192L191 226H190ZM205 224V225H204ZM16 225V226H15ZM19 225V226H18ZM32 225V228L31 227H29V226H31ZM45 225V226H44ZM81 225H83V226H81ZM96 227H95V226ZM205 227H204V226ZM211 225V226H210ZM28 226V227H27ZM47 226V227H46ZM48 226H49V228H48ZM78 228H77V227ZM80 226V227H79ZM192 226H194V227H192ZM201 226H203V227H201ZM14 227V228H13ZM26 227H27V229H26ZM37 227V228H36ZM40 227V228H39ZM62 227H64V228H62ZM81 227H84V228H81ZM85 227H86V229H85ZM95 227V228H94ZM98 227V228H97ZM191 227L193 228V229H195V228H199V227H201L202 228V230H206V227H207V229H208V231H207V233L205 232V230L204 231H201V232H199L197 229H195L196 231H194L193 229H191ZM13 228V229H12ZM70 230H69V229ZM72 228V229H71ZM77 228V229H76ZM92 228H94L93 230L94 231H92ZM97 228V229H96ZM11 229V230H10ZM16 229V230H15ZM27 230L28 232H26L25 233V236H23L22 237V231L23 230ZM29 229V230H28ZM33 229V230H32ZM36 229V230H35ZM48 229V230H47ZM50 229V230H49ZM62 232V233H60V231ZM76 229V231H78V229L79 230H82L83 231V233H82V231H81V233L83 234H81V235H79V237H78V239L80 240H78L77 238H75L76 239V241L74 240V239H72V238H69V236H71V231L72 230H75ZM84 229V230H83ZM210 229H211V232H210ZM67 230V231H66ZM85 230H87V231H85ZM136 230V229H135ZM30 231V232H29ZM36 231V232H35ZM52 231V232H51ZM89 231V232H88ZM93 233V235L91 234V232ZM188 231H190L189 233H188ZM193 232V234H192V232ZM15 232V233H14ZM66 232V233H65ZM99 232V233H98ZM102 232V233H101ZM122 232V233H121ZM187 232V233H186ZM205 232V233H204ZM214 232V233H213ZM37 233V234H36ZM41 234V233H44V235L46 236L44 239H42V238H40L39 237V235L38 234ZM59 233V234H58ZM85 233V234H84ZM109 233V234H108ZM127 233H129V234H127ZM211 233V234H210ZM64 234V235H63ZM88 234V235H87ZM95 234V235H94ZM101 234V235H100ZM107 234V235H106ZM114 234V235H113ZM208 234V235H207ZM18 235V236H17ZM20 235H21V237H20ZM27 235V236H26ZM97 235V236H96ZM109 235H110V237H109ZM113 235V236H112ZM133 235V236H132ZM195 235H197L199 238L197 239V236H195ZM200 235V236H199ZM36 236V237H35ZM61 236V237H60ZM66 237V238H64V237ZM88 236V237H87ZM91 236V237H90ZM100 236V237H99ZM108 236V237H107ZM127 236L129 237V239L127 238ZM203 236V237H202ZM204 236H206V238H204ZM53 237V238H52ZM56 237V238H55ZM105 237V238H104ZM119 237V238H118ZM134 237V238H133ZM13 238V239H12ZM21 240L22 239V248H21V250H22V253H21V250H20V253L22 254H20V253H18V256H17V254H16V256H15V254L13 255V253H11L12 252V248L14 247V245H16V244H19V240ZM38 238V239H37ZM82 238H84V240L82 239ZM94 238V239H93ZM99 238V239H98ZM100 238L102 239V240H100ZM106 238H109V241L110 242H112V243H109V241L107 242V241H104V239H106ZM114 238V239H113ZM122 240H121V239ZM126 238V239H125ZM132 238V239H131ZM36 239V240H35ZM65 239V240H64ZM72 239V240H71ZM93 239V240H92ZM96 239H98V240H96ZM131 239V240H130ZM200 239H203L202 240V242H200L201 240ZM15 240V241H14ZM39 240V241H38ZM50 240V241H49ZM54 240H56V242L54 241ZM60 240V241H59ZM61 240H63V241H61ZM114 240H116V241H114ZM126 240V241H125ZM129 240V241H128ZM72 241H74V242H72ZM85 241V242H84ZM91 241H97L96 242V246H94V248L96 247V249H94V251H93V249H91L90 248V250H89V247H88V249H86V246H88L87 245V243L89 244ZM100 241V242H99ZM198 241L202 244H198ZM207 241V244L205 243ZM208 241H209V244H208ZM12 242V243H11ZM21 242V241H20ZM34 242L36 243V244H34ZM68 242V243H67ZM142 242V243H141ZM140 243H139V247H140V250H141V248L142 249H145L146 247L145 246H147L148 244L147 243H145L144 244V242H146V241H141ZM11 245H10V244ZM29 243V244H28ZM41 243V244H42ZM54 243H55V245H54ZM84 243V244H83ZM99 243H103V244H98ZM107 243H109V244H107ZM31 244H33V245H31ZM61 244V245H60ZM83 246L84 245V252L82 251L83 250V248H79V247H81V245ZM115 244V245H114ZM206 244V245H205ZM10 245V246H9ZM58 245H60V246H58ZM73 245V246H72ZM200 245V246H199ZM37 246V247H36ZM47 246V247H46ZM62 246H64V247H62ZM69 246V247H68ZM71 246V247H70ZM98 246L99 247H101V246H103V247H101V248H99L98 249ZM118 246H120V247H118ZM54 247V248H53ZM69 249H68V248ZM77 247V248H76ZM11 248V249H10ZM59 248V249H58ZM61 248V249H60ZM72 250H71V249ZM111 248V249H110ZM203 248V249H202ZM100 249H102V250H100ZM109 249V250H108ZM7 250H9V251H7ZM58 250V251H57ZM89 250V251H88ZM98 250H100V251H98ZM106 250V251H105ZM113 250V251H112ZM205 250V251H204ZM34 251H36V252H34ZM38 251V252H37ZM50 251V252H49ZM60 251H62V254H60L61 252ZM68 251V252H67ZM96 251V252H95ZM196 251L199 253V255H198V253H196ZM202 251V253H200ZM4 252H7V253H4ZM24 252V253H23ZM55 252V253H54ZM60 252V253H59ZM71 252V253H70ZM83 252V254H81ZM88 252V253H87ZM98 252H100V253H98ZM105 252V253H104ZM33 253V254H32ZM67 253V254H66ZM10 254V255H9ZM27 254V255H28ZM88 254V255H87ZM91 254V255H90ZM8 255V256H7ZM49 255V254H48ZM70 255V256H69ZM73 255V256H72ZM94 255V256H93ZM99 255V256H98ZM108 255V256H107ZM57 256H58V258H57ZM64 256V257H63ZM128 256V255H127ZM1 257H2V259H1ZM20 257V258H19ZM50 257V256H49ZM63 257V258H62ZM66 257V258H65ZM75 257V258H74ZM82 257H83V260H82ZM93 257V258H92ZM125 258H123V260H122V262H125L126 261V256H124ZM195 257H198V258H195ZM201 257V258H200ZM3 258H5V259H3ZM55 258V259H54ZM91 258V259H90ZM128 258V257H127ZM14 259V260H13ZM16 259V260H15ZM42 260H43V258H41ZM47 259V260H46ZM62 261H61V260ZM197 259H199V260H197ZM3 260V262H1ZM11 262H10V261ZM19 260V261H18ZM73 260V261H72ZM93 260V261H92ZM125 260V261H124ZM203 260V261H202ZM7 261V262H6ZM13 261H14V263H13ZM15 261H16V263H15ZM46 261H48V262H46ZM58 261V262H57ZM86 261V262H85ZM105 261V262H104ZM127 261H128V259H127ZM127 261H126V263H127ZM197 261H199L198 263H197ZM5 262V263H4ZM10 262V263H9ZM46 262V263H45ZM201 262V263H200ZM31 264H38V263H36L35 261H34V263H31ZM187 264H189V262L187 263Z\"/></svg>",
  "mask_w": 264,
  "mask_h": 264
},
{
  "label": "bare ground",
  "instance_id": "bare-ground-1",
  "mask_svg": "<svg viewBox=\"0 0 264 264\" xmlns=\"http://www.w3.org/2000/svg\"><path fill=\"white\" fill-rule=\"evenodd\" d=\"M1 1V0H0ZM10 1L11 0H2V2H4L3 4H1L0 3V5L2 6H0L1 8H0V11H1V9L2 10H7V9H9V7L11 6L10 5ZM20 2H21V0H19ZM23 1V0H22ZM30 1H32L31 2V6H33V7H36V8H29V7H31L30 5L28 6H26L27 8H25V6H24V9L23 10H19V11H17L18 10V8H17V10H7L8 11V14H7V16H5V21L4 22H7L6 23V25L9 23L10 25H12L11 27H13V24H11V23H15L14 25H15V27H23L25 24L24 23H27L26 21H28V20H31L36 14H39L40 13V16H39V21L38 22H36L35 24H37L36 26L37 27H40L42 24H44L46 21H49L47 18L48 17H51L52 18V15H60V14H63V10H65V12H66V10H68V7L69 8H72V9H76V10H71V11H69V12H67L68 13V15L72 18V20H73V22L70 24H68V23H65L66 25H62V24H60V21H51V22H49V25L50 26H53L54 28H58V29H68V27H70L69 29H71V31H73V33H74V35H79V33H81L79 36H77V37H74V39L72 38V37H70L69 38V40L70 41H72L73 43H75V45H76V43L79 45V48H80V46L81 47H83V49H81V50H79L78 49V51H80L79 53H77L76 55H74L73 57H72V59L74 60L73 62H72V60L71 61H69V62H72L73 64H75V65H82V69H81V71L80 72H75V74L73 75L74 76V80H73V82H71V84L70 85H67L68 83L67 82H65V84L67 85V87H65V85H64V87H60L59 85L57 86V88L55 89V92H54V96H61V98H62V96L63 95H68V89L70 88L69 86H71L73 89L76 87V86H74L73 87V85L75 84H77V81L80 79L81 80V77H83V75H84V57H86L85 55H84V38L86 37V33H85V36H84V30H82L81 28L82 27H84V26H82L81 28H79L78 29V31H76L77 29H76V26H78L79 24H81L80 22H84V19L86 18V17H84V5H88V4H91V2H92V0H55V1H59L58 2V4L60 5V8H59V5L57 6V7H54V6H51V5H47L50 1L49 0H26L25 1V3L26 2H30ZM54 1V2H55ZM113 1H115V0H113ZM139 1V3L138 4H143L144 2H148L149 0H138ZM158 1H162V0H158ZM164 1V0H163ZM168 1H170V0H168ZM175 1V3L173 2V4H176V5H181V4H187V3H189V1L190 0H174ZM198 1V0H197ZM238 0H210V1H207V0H199L198 1V3H196L197 5H198V9H199V11H200V9H202V10H206L205 12H207V6L208 5H210V8H208V11L210 12L209 14H207L208 15V17H209V22L211 21L210 19L211 18H213V17H215V15H220L221 13V10L223 11L224 10V7L226 6V5H234L235 4V2H237ZM243 1H245V0H243ZM259 1L260 0H250V5H251V3L252 4H254V6L255 5H257L258 4V6H259ZM263 1V0H262ZM16 2V1H15ZM53 2V3H54ZM56 2V3H57ZM102 2V1H101ZM132 2H135L134 0L132 1ZM150 2V1H149ZM212 2V3H211ZM247 1H245V3H246ZM23 3H24V1H23ZM105 3V2H104ZM108 3V2H107ZM113 3V2H112ZM125 3V2H124ZM136 3H137V1H136ZM135 3V4H136ZM160 3V2H159ZM211 3V4H210ZM240 3V2H239ZM243 3V2H242ZM264 3V2H263ZM15 4V3H14ZM27 4V3H26ZM93 4V3H92ZM98 4V3H97ZM109 4V3H108ZM127 4V3H126ZM134 4V5H135ZM148 4V3H147ZM152 4H155V3H151V6H152ZM190 4V3H189ZM203 4H206L207 6H204ZM244 4V3H243ZM100 5V4H99ZM120 5H121V2H120ZM159 5V4H158ZM166 5V4H165ZM171 5V8H172V4H170ZM170 5L168 6V7H170ZM221 5H223V9H222V7H221ZM236 5V4H235ZM245 5H247V4H245ZM249 5V4H248ZM264 5V4H263ZM41 7V10H40V12H36L37 10H38V7ZM63 6V7H62ZM98 6V5H97ZM147 6V5H146ZM192 6H195V5H192ZM240 6V5H239ZM242 6V5H241ZM14 7H15V5L13 6V9H14ZM61 7L63 8V9H61ZM65 7V8H64ZM90 7V6H89ZM96 7V6H95ZM156 7H157V5H156ZM161 7V6H160ZM163 7V6H162ZM175 7V6H174ZM236 7V6H235ZM88 8V7H87ZM111 10H112V8H111V6L109 7ZM114 8H116V7H114ZM146 8V7H145ZM153 8V7H152ZM155 8V7H154ZM164 9H162V12L161 11H159L160 12V15L161 16H158V17H160L161 19L162 18H166V19H164V20H166L167 21V19L168 18H170L171 17V15L173 16V14H171L172 12H171V10L169 9V8H167V5H166V8L165 7H163ZM177 8V7H176ZM181 8V7H180ZM182 8H184V7H182ZM218 8V9H217ZM226 8V7H225ZM243 8V7H242ZM244 8H246V7H244ZM248 8V7H247ZM259 8V7H258ZM264 8V7H263ZM34 9H36V10H34ZM97 8H95L94 10H93V12L95 13L97 10H96ZM99 9H101V8H99ZM142 9V8H141ZM148 9V8H147ZM149 9H151V8H149ZM158 9H159V6H158ZM157 9V10H158ZM161 9V8H160ZM195 9V7L193 8V10ZM197 9V8H196ZM249 9V8H248ZM128 11H129V9H127ZM132 10V9H131ZM143 10V9H142ZM185 10H186V8H185ZM201 10V11H202ZM229 10V9H228ZM234 10V9H233ZM6 11V12H7ZM43 11V12H42ZM113 11H114V9H113ZM136 11H139V10H136ZM135 11V13H137ZM152 11H154V12H151V13H155L156 12V8L154 9V10H152ZM172 11H174V9H172ZM182 11V10H181ZM184 11V10H183ZM201 11L199 12L200 14H203L204 13V11H202L203 13H201ZM248 11V10H247ZM261 11V10H260ZM90 12V11H89ZM92 12V13H93ZM130 12H132V11H130ZM140 12H142V11H140ZM189 13H190V11H188ZM226 12V11H225ZM256 12V11H255ZM254 12V13H255ZM4 13V12H3ZM87 13V12H86ZM91 13V12H90ZM105 13V12H104ZM149 13H150V11H149ZM175 13V12H174ZM177 13V12H176ZM189 13H187L186 12V14H189ZM199 13L196 15L197 17H198V15H199ZM218 13V14H217ZM239 13H241V12H239ZM238 13V15H240ZM253 13V14H254ZM257 13V12H256ZM264 13V12H263ZM5 14V13H4ZM3 14V15H4ZM113 14V13H112ZM119 14V13H118ZM140 14V13H139ZM143 14V13H142ZM147 14V13H146ZM145 14V15H146ZM193 14V13H192ZM191 14V15H192ZM232 14V13H231ZM251 14V13H250ZM2 15V16H3ZM6 15V14H5ZM106 15V14H105ZM105 15H103V16H105ZM135 15V14H134ZM137 15H138V13H137ZM152 15V14H151ZM159 15V14H158ZM176 15V14H175ZM174 15V16H175ZM179 15V14H178ZM190 15V14H189ZM206 15V14H205ZM205 15H203V16H205ZM225 15V14H224ZM248 15V14H247ZM246 15V16H247ZM258 15H261V12H259V14ZM263 15V14H262ZM92 16V15H91ZM107 16V15H106ZM108 16H110V15H108ZM130 16V15H129ZM183 16V15H182ZM182 16H180V17H182ZM185 16V15H184ZM183 16V17H184ZM188 16V15H187ZM187 16H185V17H187ZM202 16V17H203ZM231 16H233V15H231ZM230 16V17H231ZM245 16V15H244ZM245 16V17H246ZM256 16V15H255ZM254 16V17H255ZM38 17V16H37ZM57 17V16H56ZM125 18H126V16H124ZM137 17V16H136ZM144 17V16H143ZM152 17V16H151ZM189 17H192V16H188V18ZM206 17V16H205ZM248 17H249V15H248ZM253 17V18H254ZM95 18H97V17H95ZM98 18H100V17H98ZM104 18V17H103ZM107 18H109V17H107ZM113 18V17H112ZM154 18H156V15H155V17ZM196 18V17H195ZM216 18V17H215ZM234 18V17H233ZM238 18H240V17H238ZM241 18H243L244 20H245V18L244 17H241ZM247 18V17H246ZM251 18V17H250ZM256 19H258L259 20V18L258 17H255ZM3 19V18H2ZM38 19V18H37ZM54 19V18H53ZM55 19H57V18H55ZM106 19V18H105ZM114 19V18H113ZM134 19V18H133ZM133 19H132V21H133ZM179 19V18H178ZM183 19V18H182ZM181 19V20H182ZM198 18H196V20H197ZM202 19H205V18H202ZM207 19L208 18H206V21H204V22H207ZM214 19V18H213ZM212 19V20H213ZM217 19H219V17L217 18ZM217 19L214 21V22H218L217 21ZM65 20V19H64ZM90 20H92V19H90ZM104 20V19H103ZM108 20V19H107ZM110 20V19H109ZM126 20V19H125ZM152 20L153 21H155V19H153L152 18ZM152 20H150V21H152ZM159 21H160V19H158ZM169 20V19H168ZM188 20V19H187ZM191 20V19H190ZM229 20H231V19H229ZM248 22H250L251 20L253 21V19L251 18V20L248 18ZM67 21V20H66ZM87 21V20H86ZM143 21H145L144 19H143ZM150 21H149V23H150ZM178 21V20H177ZM184 21H185V19H184ZM193 21V20H192ZM200 21V20H199ZM198 21V22H199ZM235 21V20H234ZM238 21V20H237ZM243 21V20H242ZM246 21V20H245ZM62 22V21H61ZM101 22V21H100ZM99 22V23H100ZM111 22V21H110ZM127 22H128V20H127ZM135 22V21H134ZM133 22V23H134ZM163 22V21H162ZM180 22V21H179ZM197 22V21H196ZM197 22V23H198ZM201 22H203V20L201 21ZM203 22V24H205ZM208 22V23H209ZM213 22V23H214ZM239 22V21H238ZM87 23V22H86ZM85 23V24H86ZM90 23H92V22H90ZM104 23V22H103ZM107 23H109V21L107 22ZM132 23V24H133ZM141 23V22H140ZM159 23V22H158ZM208 23H207V25H208ZM241 23V22H240ZM246 23V22H245ZM252 23H254V22H252ZM2 24H3V22H2ZM2 24H0V27H1V25ZM5 24V23H4ZM3 24V25H4ZM48 24V23H47ZM82 24H84V23H82ZM98 24V23H97ZM96 24V25H97ZM105 24V23H104ZM119 24V23H118ZM121 24V23H120ZM129 24H131V23H129ZM138 24H139V22H138ZM145 24V23H144ZM202 24V25H203ZM215 24V23H214ZM231 24V23H230ZM235 24L237 25V23L235 22ZM247 25H248V23H246ZM2 25V26H3ZM5 25V26H6ZM20 25V26H19ZM27 25V24H26ZM92 25V24H91ZM142 25H143V23H142ZM198 25H200L199 23H198ZM197 25V26H198ZM217 24H215V26H216ZM221 25V24H220ZM226 25V24H225ZM228 25V24H227ZM236 25H234L233 24V26L232 27H234L235 26V28H236V30L238 29L237 27H238V25L236 26ZM241 25V28H242V24H240ZM244 25V24H243ZM9 25H7V28H9V29H11L10 28V26L8 27ZM35 26V27H36ZM48 26V25H47ZM104 26V25H103ZM102 26V27H103ZM107 26H108V24H107ZM115 26V25H114ZM120 26V25H119ZM118 26V27H119ZM127 26V25H126ZM195 26H196V24H195ZM209 26H210V23H209ZM212 26V25H211ZM214 26V25H213ZM222 26V25H221ZM28 29L27 30H29L31 33H32V37H31V33L28 31L27 32V30H25V29H23L24 30V33L26 32L27 34H25V36L24 35H22V39H21V44L24 46H26V47H24V48H27L28 46H35V45H33V43L35 42V44L36 43H38L37 41H39V37H41L40 35H42L41 34V32H39L37 29V27L35 28V27H31L30 25L29 26H26ZM42 27V26H41ZM43 27H44V25H43ZM94 27V26H93ZM99 27V26H98ZM106 27V26H105ZM105 27H104V29H105ZM188 27V26H187ZM218 27V26H217ZM216 27V28H217ZM230 27V26H229ZM6 28V27H5ZM6 28V29H7ZM25 28V27H24ZM90 28V27H89ZM203 28V27H202ZM202 28H201V30H202ZM220 28V27H219ZM224 28V27H223ZM243 28H244V26H243ZM1 29V28H0ZM12 29H16V28H12ZM40 29V28H39ZM44 29V28H43ZM82 30V31H79V30ZM94 29V28H93ZM103 29V28H102ZM115 29V28H114ZM118 29V28H117ZM120 29V28H119ZM123 29V28H122ZM189 29V28H188ZM226 29V28H225ZM247 29V28H246ZM3 29H1L0 31H2ZM5 30V29H4ZM57 30V29H56ZM106 30H107V28H106ZM113 30V29H112ZM111 30V31H112ZM125 30V29H124ZM221 30H223V29H221ZM228 30V29H227ZM231 30V29H230ZM235 30V29H234ZM249 30H250V26H249ZM13 31H15V30H13ZM17 31H18V29H17ZM20 31H21V28H20ZM43 31V30H42ZM66 31V30H65ZM100 31H102V30H100ZM117 31V30H116ZM118 31H120V30H118ZM126 31V30H125ZM216 31H218V30H216ZM225 31V30H224ZM223 31V32H224ZM8 32V31H7ZM16 32V31H15ZM15 32H13L14 34H16ZM55 32V31H54ZM61 32V31H60ZM68 32V31H67ZM88 32V31H87ZM107 32H108V30H107ZM115 32V31H114ZM124 32V31H123ZM131 32V31H130ZM201 32V31H200ZM205 32V31H204ZM230 32V31H229ZM229 32L227 31L226 33L224 32V37H223V39L222 38H220V40L222 39V42H223V45H225V44H227L228 45V47H229V45H230V42L232 41V40H234L233 39V36L235 35L234 34V32L232 33V31H231V33L229 34ZM241 32V31H240ZM243 32V31H242ZM23 33V34H24ZM56 33V32H55ZM71 33V32H70ZM89 33V32H88ZM97 33V32H96ZM99 33V32H98ZM105 33H106V31H105ZM212 33V32H211ZM221 33V32H220ZM236 33V32H235ZM239 33V32H238ZM237 33V34H238ZM30 34V35H29ZM50 34V33H49ZM60 34V33H59ZM95 34V33H94ZM108 34V33H107ZM106 34V35H107ZM115 34V33H114ZM120 34V33H119ZM121 34H122V32H121ZM120 34V35H121ZM125 34V33H124ZM126 34L128 35V33L126 32ZM125 34V35H126ZM217 34V33H216ZM215 34V35H216ZM233 36H232V35ZM242 35H243V33H241ZM135 35V34H134ZM199 35V34H198ZM213 36H214V34H212ZM222 35V34H221ZM240 34H238V35H236V36H238V37H240L239 36ZM246 35V34H245ZM10 36H12V35H10ZM9 36V33H8V35H5V34H3L2 35V32H0V41H5V40H7V38L8 37H10ZM17 35H15V37H16ZM20 36V35H19ZM34 36H36V37H38V38H36V37H34ZM70 36H71V34H70ZM112 36V35H111ZM136 36V35H135ZM134 36V37H135ZM139 36V35H138ZM200 36V35H199ZM219 36V35H218ZM244 36V35H243ZM13 37H14V35H13ZM50 37H52V35L51 36H49V38ZM54 37H55V35H54ZM59 37V36H58ZM89 37V39H90V36H88ZM95 37V36H94ZM97 37V36H96ZM103 37H105L104 35L102 36L101 34L98 36V39L99 38H103ZM110 37V36H109ZM116 37V36H115ZM125 37V36H124ZM130 37H132V35H130ZM140 37V36H139ZM153 37V36H152ZM155 37V36H154ZM207 37V36H206ZM210 37H212V36H210ZM251 37H252V34H251ZM250 37V38H251ZM11 38V37H10ZM107 38V37H106ZM163 38V37H162ZM214 38H216V37H214ZM213 38V39H214ZM237 38V37H236ZM246 38H248V36L246 37ZM59 39V40H58ZM63 39V38H62ZM61 39V37L60 38H57L56 40V43H54V46L53 47H56V49H54V50H52L51 48H49V49H47V50H45V49H43L44 51H42L43 52V55L44 56H46V55H49V54H51V55H53L52 53L54 52V51H59V50H62L65 46H69V45H65L64 46V44H68V39L65 41V40H62ZM94 39V38H93ZM120 39H122V37H120ZM164 39V38H163ZM191 39V38H190ZM203 39V38H202ZM219 39V38H218ZM241 38H239V40H240ZM15 40V39H14ZM96 40V39H95ZM95 40H94V42H95ZM100 40H102V39H100ZM108 40V39H107ZM116 40V39H115ZM134 40V39H133ZM132 40V41H133ZM148 40H150V39H148ZM152 40H154V39H152ZM155 40H156V38H155ZM192 40V39H191ZM200 40H201V38H200ZM209 40V39H208ZM220 40H218V41H220ZM8 41V40H7ZM69 41V42H70ZM98 41V40H97ZM103 41V40H102ZM125 41V40H124ZM135 41V40H134ZM167 41H169V40H167ZM204 41V40H203ZM210 41V40H209ZM242 40H240V42H241ZM251 41V40H250ZM9 42V41H8ZM8 42H6V43H8ZM87 42H88V40H87ZM93 42V41H92ZM104 42V41H103ZM107 42V41H106ZM114 42V41H113ZM129 42H131V41H129ZM135 42H137V41H135ZM141 42V41H140ZM139 42V43H140ZM143 42V41H142ZM148 42H150V41H148ZM164 42V41H163ZM176 42V41H175ZM178 42V41H177ZM176 42V43H177ZM192 43H193V41H191ZM198 42V41H197ZM221 42V41H220ZM246 42H248L249 43V40L248 41H246ZM5 43V44H6ZM71 43V42H70ZM72 43V44H73ZM91 43V42H90ZM111 43V42H110ZM144 43V42H143ZM151 43V42H150ZM200 43V42H199ZM199 43H196V45L197 44H199ZM213 43V42H212ZM229 43V44H228ZM232 43V42H231ZM3 44V43H2ZM53 44V43H52ZM128 44V43H127ZM136 44H138V43H136ZM154 44H155V42H154ZM156 44H157V42H156ZM161 44H162V41H161ZM170 44V43H169ZM175 44V43H174ZM178 44V43H177ZM203 44V43H202ZM250 44H252L251 42H250ZM15 45V44H14ZM86 45H87V43H86ZM93 45V44H92ZM95 45H97V44H95ZM116 46H117V43L115 44ZM139 45V44H138ZM168 45V44H167ZM172 45V44H171ZM192 45V44H191ZM195 45V44H194ZM211 45V44H210ZM219 45V44H218ZM226 45V46H227ZM4 46V45H3ZM13 46V45H12ZM101 46V45H100ZM106 46V45H105ZM144 46V45H143ZM173 46V45H172ZM177 46H179V45H177ZM203 46V45H202ZM207 46V45H206ZM256 46V45H255ZM5 47V46H4ZM36 47V46H35ZM52 47V48H53ZM76 47V46H75ZM78 47V46H77ZM111 47H113V46H111ZM133 47H134V45H133ZM205 47V46H204ZM227 47V48H228ZM29 48V47H28ZM86 48V47H85ZM136 48V47H135ZM166 48V47H165ZM168 48V47H167ZM219 48V47H218ZM251 48V47H250ZM17 49V48H16ZM22 49V48H21ZM31 49V48H30ZM35 49V48H34ZM40 49V48H39ZM70 49V48H69ZM72 49V48H71ZM121 49V48H120ZM170 49V48H169ZM174 49V48H173ZM217 49V48H216ZM226 49V48H225ZM229 49H231L232 51H233V48H229ZM243 49V48H242ZM68 50V49H67ZM77 50V49H76ZM208 50V49H207ZM228 50V49H227ZM250 50V49H249ZM31 51H32V49H31ZM34 51V50H33ZM66 52V50H64L63 49V52ZM69 51V50H68ZM138 51V50H137ZM137 51H135V52H137ZM161 51V50H160ZM164 51V50H163ZM210 51V50H209ZM214 51V50H213ZM221 51H223L222 49H221ZM252 51V50H251ZM26 52H29V50L28 51H26ZM34 52H36V51H34ZM71 52V51H70ZM69 52V53H70ZM134 52V51H133ZM166 52H167V50H166ZM206 52H208V51H206ZM224 52H226V51H224ZM229 52V51H228ZM264 52V51H263ZM33 53V52H32ZM41 53V52H40ZM59 53V52H58ZM141 53V52H140ZM158 53H159V51H158ZM204 53V52H203ZM216 50L214 51V53H209V54H206V56L204 55H202L203 57H198V53H197V56L196 55H194L195 54V52L194 53H191L193 56H189V57H191L189 60L188 59H186L185 57H184V55L183 56H180V58L181 57H184L186 60H188V62H186V61H184L183 59H180L178 56V58L177 57H175V59L173 58V60H172V58H171V61H168V60H170V59H166L165 57H163L161 54L162 53H159V55H161V57L159 58V57H154L153 58V61H152V63L151 64H147V63H142L141 61H139L138 60V62H139V64H138V66L139 67H142L143 69H144V71L146 70V72L145 73H142V74H140L139 75V79L140 80H136L134 83L135 84H137V86H142V85H147L148 87H151V88H153V86H155V85H157L156 83V81H154V75L155 74H158V72H159V70H161V68L162 67H164L163 69H167L168 71H166V72H161V73H159L158 75H159V77H160V79H164V80H166L167 81V83L170 85H173L174 87H171V90H172V92H170V94L168 93L167 94V92L166 91H168L169 89H170V87L168 88V84H167V87H165L166 85L163 83V85H162V83L161 82H158L159 84L161 83V85L162 86H158L157 88H156V90H155V94H156V97L153 99V92H151L150 91V93H152V94H150V95H152L153 97H152V102L153 101H158V100H160V99H158V98H164V99H167V101H168V103L166 102V103H163V102H160L159 103V110L157 111V113L155 112L152 116L150 115V117H151V119H150V121H149V123L147 122V125H146V128L144 129L143 128V123H144V120L146 119V116H145V114H147L145 111V109H146V104L148 103V101H149V98L146 96L145 97V95L147 94H144V96H143V93H142V95H140V94H138L140 91H137L136 93L138 94L137 95V97H139V100H140V102L142 103V105H143V109H142V111L140 112V114L137 116L136 114V122H135V125H134V127H136L135 129L134 128H132V129H134V132L132 133V140H136V141H140V143H142L143 144V146L144 147H142L141 145H140V143L138 144V146L140 145L141 146V148H142V151H143V154H147V158H149L150 159V164L149 165H143V164H141V165H143V166H139L138 164L141 162L140 160H136V159H138V158H136L135 159V166H128V169L125 167V170H123L124 172H120V170H121V168L123 167V165L121 166L119 163V161H115V160H117L118 158L120 159V157H118L117 159H115L114 161L115 162H117V163H115V162H113V159H112V164L111 165H113V166H115V168H117L118 169V171L117 172H113V174H105V178L106 179H109L111 182H113V183H118V186H119V184H120V186L119 187H121V188H119V189H121L122 191H123V195H124V197H126L127 196V198L128 197H130V195L132 194V193H136V192H142V189H143V192H144V199L142 200V202H139V204L138 205H136L137 206V210H139L138 208H140V207H143V208H145V210H146V208H149L151 211L149 212V215H147V216H138V214H136V212L135 211H131V212H127V213H125V214H123L122 212L123 211H120V210H115V211H109V212H107V213H105L103 216H102V218H101V222L100 223H98V225H99V227H100V229H105L104 231L106 232V230H108V231H113V233H114V231H117V230H120V228H122L121 226H120V222H118V221H120V220H124V221H126V222H128V223H131V225L132 226H129V227H127L126 228V230L124 229L123 231L126 233V232H129L130 234H133L134 235V239H135V242L134 241H132L131 239V241H129V242H124L123 243V241H121V243H122V247H121V252H119L118 250H115L114 252H112V253H110L111 255H109L110 256V258L112 259V264H187L188 262H189V264L191 263L190 262V260L191 259H193V258H191V256L193 255V254H195L193 251H195V238H192V239H188V237L187 238H185V237H183L182 238V236H177V235H179L181 232V235L183 234V231H185V228H186V226H188L187 225V220L185 219V217L184 216H186V215H189V216H191L192 217V223L194 222V224L195 223H197V225H198V223L204 218H202V216L201 215H199V214H197L196 212L199 210V208L197 209V205H194V204H196L195 203V201L197 200V202L199 201L198 200V198H196V200L194 199V198H192V197H190V198H192V200L194 201V203H193V201L191 202V203H193V205L192 204H190V205H192V207L190 206L189 208H186V206L184 207V206H182V202L186 199V200H188V196H189V194L188 193H190L191 192V196H192V193L194 192H192V191H188L187 190V186L189 185L188 184V182H190L191 183V187H192V182H193V180L196 178L195 176H197V175H195V176H192L191 174L193 173H188V170H187V172H186V170H185V164H186V158L187 157H189V158H191L192 160H197L198 158H200V159H202L201 157H203L204 158V156H201L200 155V151H202V150H200L199 151V149L198 148H195L194 146H192V144L189 142V141H181L180 140V142H178V143H176L175 145H173V146H169V145H166V146H164L161 142H159L160 144H157V142H155V139H153L152 140V132L155 130V128L156 127H159L160 128V125L163 123V124H165V123H167L168 121H169V123L170 124H168V126H167V131L165 130V129H163V128H165V127H162V131L161 132H163V134L164 135H162V136H164L163 138H165V136H167L168 137V133H170V132H181V133H188V135H189V132H190V130H192L193 128H195V129H193L194 130V133H195V135L197 136H202V135H204L205 134V136H206V134L207 133H205V129L208 127H210L209 126V124L212 122V121H210L209 120V122H208V120H193L192 118V116L194 115H192L191 117H190V113H191V111H193L194 110V112H195V110H201L202 111V107H204V105L210 100L208 97H210L209 95H207L208 97L207 98H204V97H202V98H199V100L197 101V102H195V103H193L194 101H192L191 100V98H189L191 101H186L185 99H187V97L184 95L186 92L188 93H191L192 94V96L194 95L192 92H195V93H197V89L194 91V88H196L198 85H199V83L202 81V80H204V76L205 75H208V74H206L205 72L207 71V73L209 72H211L210 74H213V76H218V83L217 84H215V85H213V87H214V90H216V92L214 93L213 92V94H214V97L216 96V97H221L222 99H225V97H226V100L229 98V92L227 93V89H228V91H229V89L230 90H232V89H237V88H235V85L237 86V84H234V88H232L233 86V83H235V82H233L232 83V79H233V76H236V74H237V72H239L240 71V69H241V67L242 66H240L241 65V63H240V65L239 66H234V65H232V68H230V66H231V64H230V66H229V71H228V73H227V71L226 70H228L226 67L228 66V63H232V62H228V61H233L234 63H235V60H234V57L232 58L233 60H231V58L229 59V58H227V59H229V60H227L226 59V57H230L229 55L227 56V52H226V54L224 53V55L222 54V52L221 53H216ZM251 53V52H250ZM30 54V53H29ZM29 54L27 53V54H25V53H19V52H17V51H15L14 49H7V48H4V49H0V65H4V66H6V67H8V69H9V71H10V69L12 70V71H14V72H19L20 74L24 71V70H22V72L20 71L21 69H24L25 67H26V69H28L29 67H31V66H34V70L35 69H37V71H40L41 70V72H42V70L44 71L46 68V66L45 65H42L43 63H34V62H32L31 60V58H30V56H29ZM42 54V53H41ZM40 54V55H41ZM66 54V53H65ZM65 54H63V55H65ZM70 54H72V53H70ZM137 54V53H136ZM157 54V53H156ZM168 54V53H167ZM232 54H233V52H232ZM36 55V54H35ZM43 55H41V57H43L44 58V56ZM50 55V56H51ZM109 55V54H108ZM118 55H120V54H118ZM125 55V57H126V55H127V53L126 54H124ZM132 55V54H131ZM158 55V54H157ZM260 56H261V53L259 54ZM5 56H9V58L7 57H5ZM33 56H34V54H33ZM72 56V55H71ZM133 56V55H132ZM131 56V57H132ZM155 56V55H154ZM236 56V55H235ZM253 56V55H252ZM262 56H264V55H262ZM31 57H32V55H31ZM39 57V56H38ZM64 58H65V56H63ZM110 57V56H109ZM108 57V58H109ZM113 57V56H112ZM138 57H139V55H138ZM171 56H169L168 58H170ZM174 57V56H173ZM87 58V57H86ZM120 58H121V56H120ZM141 58V57H140ZM150 58V57H149ZM258 58V57H257ZM31 59V60H30ZM46 59V58H45ZM68 59H70V58H68ZM111 59V58H110ZM238 59V58H237ZM253 59V58H252ZM261 59V58H260ZM259 58H258V60H260ZM39 60V59H38ZM118 60V59H117ZM123 60V59H122ZM136 60H137V58L136 59H133V58H127V60L125 61V65H126V70H127V73H126V75H127V78L126 79H129V81L131 82V80H132V77L131 76H134V74H135V72H137L136 71V69H135V67H138V66H136L137 64H136ZM142 60V59H141ZM150 60V59H149ZM240 60V59H239ZM261 60H263V58L261 59ZM35 61V60H34ZM41 61V60H40ZM39 61V62H40ZM47 61V60H46ZM46 61H45V63H46ZM107 61V60H106ZM109 61V60H108ZM237 61V60H236ZM116 62V61H115ZM123 62V61H122ZM140 62L142 63V64H140ZM148 62V61H147ZM241 62H243V61H241ZM5 63V64H4ZM87 63V62H86ZM107 63V62H106ZM112 63V62H111ZM121 63V62H120ZM119 63V64H120ZM249 63V62H248ZM68 64V63H67ZM237 64V63H236ZM68 65H70V64H68ZM67 65V66H68ZM101 65V64H100ZM99 65V66H100ZM104 65V64H103ZM111 65V64H110ZM124 65V66H125ZM263 65V64H262ZM45 66V67H44ZM102 66V65H101ZM108 66V65H107ZM6 67H4V68H6ZM78 67H80V66H78ZM87 67V66H86ZM90 67H92V66H90ZM121 67H122V65H121ZM244 67V66H243ZM259 67H261V65L259 66ZM3 68V69H4ZM111 68V67H110ZM123 68V67H122ZM94 69H95V67H94ZM107 69H109V68H107ZM105 70V71H108V70ZM135 69V70H134ZM243 69V68H242ZM69 70V69H68ZM121 70V69H120ZM138 70V69H137ZM245 70V69H244ZM5 71H8V70H6L5 69ZM26 71V70H25ZM46 71H47V69H46ZM58 71V70H57ZM104 71V70H103ZM102 70H101V72H103ZM124 71V70H123ZM140 71V70H139ZM176 71H178L177 73H174V75L172 74V72H176ZM246 71V70H245ZM14 72H12V73H14ZM60 72V71H59ZM93 72V74L92 75H94V78H92V79H90L89 81L90 82H88V83H90V84H92V86L93 85H96L98 82H96V80H97V76L98 75H100L99 73H100V71H99V69L98 68H96L94 71H92ZM109 72V71H108ZM113 72V71H112ZM10 73H11V71H10ZM9 73V74H10ZM11 73V74H12ZM16 73H14L15 75H16ZM40 73V72H39ZM65 73V72H64ZM104 73V72H103ZM102 73V74H103ZM171 73V74H170ZM204 73H205V75H204ZM241 73V72H240ZM239 73V74H240ZM255 73V72H254ZM8 74V73H7ZM8 74V75H9ZM13 74V75H14ZM23 74V73H22ZM25 74V73H24ZM52 74V75H51ZM49 76H51L52 78H54V79H60V78H62L63 77V75H62V77H61V75H59V74H57V72L56 73H51ZM67 74H68V72H67ZM72 74V73H71ZM119 74H120V72H119ZM121 74H122V72H121ZM238 74V75H239ZM252 74V73H251ZM259 74V73H258ZM8 75L6 76H4L3 77V79H2V85H4V86H7V85H9V83L13 80L12 79V76H11V78H9L8 77ZM41 75V74H40ZM44 74H42V76H43ZM46 75H48V74H46ZM178 75V76H177ZM189 75V76H188ZM262 75H264V74H262ZM262 75H260L259 76V78H262ZM28 76V75H27ZM27 76H25V79H26V77ZM32 76V75H31ZM48 76V77H49ZM106 76V75H105ZM104 76V77H105ZM113 76V75H112ZM183 76H187V80L186 81H182L183 79H182V77ZM249 76V75H248ZM251 76V75H250ZM18 77V76H17ZM33 77H34V75H33ZM32 77V78H33ZM65 77V76H64ZM63 77V78H64ZM90 77V76H89ZM123 77V76H122ZM134 77H136V76H134ZM134 77H133V79H134ZM158 77V76H157ZM158 77V78H159ZM184 77V78H185ZM205 77H207V76H205ZM256 77V76H255ZM1 78V77H0ZM28 78V77H27ZM30 78V77H29ZM38 78V77H37ZM46 78H47V76H46ZM70 78V77H69ZM98 78H100V77H98ZM117 78V77H116ZM121 78V77H120ZM119 78V79H120ZM209 78V77H208ZM237 78V77H236ZM239 78V77H238ZM258 78V77H257ZM42 79L43 78H38L37 79V81H38V84L39 85H43L45 82L44 81H42ZM66 79V78H65ZM84 79V78H83ZM82 79V80H83ZM104 79H107V78H104ZM104 79H103V81H104ZM125 79V78H124ZM156 79V78H155ZM180 79H182V80H180ZM211 79H212V76H211ZM17 80H18V78H17ZM27 80V79H26ZM30 80V79H29ZM28 80V81H29ZM51 80H53V79H51ZM61 81H62V79H60ZM59 80V81H60ZM72 80V79H71ZM108 80V79H107ZM106 80V81H107ZM117 80V79H116ZM121 80H122V78H121ZM206 80V79H205ZM215 80V79H214ZM234 80H235V78H234ZM259 80V79H258ZM261 80H263V79H260L259 81H261ZM15 81V80H14ZM14 81H12V82H14ZM21 81V80H20ZM24 81V80H23ZM22 81V82H23ZM35 81V80H34ZM40 81V82H39ZM46 81H47V79H46ZM54 81V80H53ZM65 81V80H64ZM67 81H69V80H67ZM100 82H101V80H99ZM112 81V80H111ZM114 81V80H113ZM123 81V80H122ZM236 81V80H235ZM110 82V81H109ZM108 82V83H109ZM126 82V81H125ZM162 82H164V81H162ZM204 82V81H203ZM214 82V81H213ZM213 82H211V83H213ZM238 82H240V80H238ZM252 82H255V84L254 85H256V82H258V81H252ZM0 83H1V81H0ZM15 83V82H14ZM18 83V82H17ZM59 83H61V82H59ZM58 83V84H59ZM81 83V82H80ZM113 83V82H112ZM123 83V82H122ZM127 83H128V80H127ZM202 83V82H201ZM23 84V83H22ZM87 84V83H86ZM101 84V83H100ZM103 84V83H102ZM110 84V83H109ZM131 84V83H130ZM245 84L247 85H249L250 83L248 82V83H246L245 82ZM252 84V83H251ZM262 84H263V82H262ZM15 85H17V84H15ZM19 85V84H18ZM27 85V84H26ZM32 85V84H31ZM98 86H99V83L97 84ZM96 85V86H97ZM111 85V84H110ZM253 85V84H252ZM43 86H45V85H43ZM42 86V87H43ZM88 86V85H87ZM95 86V87H96ZM97 86V87H98ZM113 86V85H112ZM121 86H122V84H121ZM126 86V85H125ZM128 86V85H127ZM132 86H133V84H132ZM12 87V86H11ZM16 87V86H15ZM14 87V88H15ZM22 87V86H21ZM28 87V86H27ZM26 87V88H27ZM47 87V86H46ZM86 87V86H85ZM101 87V86H100ZM111 87V86H110ZM202 87V86H201ZM200 87V88H201ZM238 87V86H237ZM247 87V86H246ZM249 87H250V85H249ZM259 87V86H258ZM1 88V87H0ZM9 88V87H8ZM25 88V87H24ZM68 88V89H67ZM72 88H70L71 90H72ZM123 88V87H122ZM122 88H120V90L122 89ZM133 88V87H132ZM139 88H141V87H139ZM143 88V87H142ZM168 88V89H167ZM173 88V89H172ZM198 88V87H197ZM209 88H212V86L211 87H208V89ZM222 88H226V91H225V89L224 90H222ZM238 88H241L240 86L238 87ZM255 88V87H254ZM3 89V88H2ZM13 89V88H12ZM19 89H21V88H19ZM32 89H33V87H32ZM31 89V90H32ZM36 89V88H35ZM88 89V88H87ZM93 89V87H91L90 88V90H92ZM104 89V88H103ZM115 89V88H114ZM124 89V88H123ZM147 89H149V88H147ZM145 90V91H148V90ZM202 89V88H201ZM200 89V90H201ZM213 89V88H212ZM220 89H221V91H220ZM4 90V89H3ZM2 90V91H3ZM42 90H43V88H42ZM42 90H40V91H42ZM71 90H69V91H71ZM76 91H74L75 92V94H74V99L76 98V100L78 99L79 101H80V99L82 98L83 99V96H85V94L87 93L85 90H84V88H83V90H81V88H80V90L78 89H75ZM95 89H93V91H94ZM96 90H97V88H96ZM100 90V89H99ZM130 90V89H129ZM136 90H138L137 89V87H136ZM140 90V89H139ZM152 90V89H151ZM171 90H169V91H171ZM219 90V91H218ZM234 90V91H235ZM239 90V89H238ZM2 91H1V93L0 94H2ZM6 91V90H5ZM36 91V90H35ZM52 91V90H51ZM54 91V90H53ZM86 93H85V92ZM106 90H104V92H105ZM110 91V90H109ZM113 91V90H112ZM125 91V90H124ZM131 91V90H130ZM134 91V90H133ZM144 91V92H145ZM233 91V92H234ZM15 92V91H14ZM17 92H18V90H17ZM29 92H30V89L28 88V89H22L21 91H19V93H20V95L18 96L19 98H21V100L22 99H28L27 97L31 94H29ZM34 92V91H33ZM45 92H47V91H45ZM72 92V91H71ZM89 92V91H88ZM91 92V91H90ZM89 92V93H90ZM95 92V91H94ZM94 92H92V93H94ZM103 92V91H102ZM122 92V91H121ZM126 92H127V90H126ZM125 92V93H126ZM141 92H142V90H141ZM140 92V93H141ZM204 92H206V91H204ZM238 92V91H237ZM13 93V92H12ZM35 93V92H34ZM49 93V92H48ZM85 93V94H84ZM92 93H91V95H92ZM96 93H98L97 91H96ZM100 93V92H99ZM106 93V92H105ZM104 93V94H105ZM118 93H120V92H118ZM135 93V94H136ZM252 93H254V91L252 92ZM3 94H4V92H3ZM49 94H51V93H49ZM73 94V93H72ZM122 94V93H121ZM124 94V93H123ZM131 95H132V93H130ZM134 94V95H135ZM154 94V95H155ZM190 94V95H191ZM228 94V95H227ZM5 95V94H4ZM7 95H9V94H7ZM15 95V94H14ZM32 95H33V93H32ZM48 95V94H47ZM46 95V96H47ZM51 95H53V94H51ZM69 95H71V93H69ZM88 95V94H87ZM101 95H103V94H101ZM125 95V94H124ZM130 95V96H131ZM187 95V94H186ZM189 95V96H190ZM230 95H231V91H230ZM235 96V94L234 93H232V96ZM244 95V94H243ZM256 95V94H255ZM16 96H17V94H16ZM93 96V95H92ZM107 96V95H106ZM105 96V97H106ZM127 96V95H126ZM133 96V95H132ZM195 96H197L196 94H195ZM194 96V97H195ZM204 96V95H203ZM206 96V95H205ZM239 97L241 96V97H243L241 94L240 95H238ZM247 96V95H246ZM3 97V96H2ZM9 97V96H8ZM69 97V96H68ZM68 97H66V98H68ZM103 97V96H102ZM118 94H117V92H115V91H113V92H111L110 91V94L105 98V103L107 102V104L109 103V105L111 104L110 102V100H114L115 99V101L114 102H116V99H118ZM122 97V100L124 99L123 98V95L122 96H120V98ZM136 97V96H135ZM215 97V98H216ZM5 97H3V99H4ZM16 98V97H15ZM32 98V97H31ZM34 98V97H33ZM33 98H32V101H30L29 103H31L33 106H34V104H33V101H35L36 99H34L33 100ZM46 98V97H45ZM64 98H65V96H64ZM70 98V97H69ZM72 98V99H73ZM93 98V97H92ZM133 99H134V97H132ZM151 98V97H150ZM178 99V100H175V99ZM193 98V97H192ZM196 98V97H195ZM221 98L219 99V101L221 100ZM234 98V97H233ZM233 98H232V100H233ZM249 98V97H248ZM254 98H255V96H254ZM254 98H250L251 100H250V102L249 103H251V101L253 102L254 101ZM263 98V97H262ZM3 99H1V100H3ZM53 99V98H52ZM82 99H81V102H83L82 101ZM94 99V98H93ZM132 99V100H133ZM158 99V100H157ZM212 99V98H211ZM217 99V98H216ZM216 99H215V101H216ZM256 99H258L257 98V95H256ZM0 100V101H1ZM5 100V99H4ZM16 100H17V98H16ZM16 100H15V102H16ZM29 100V99H28ZM41 100V99H40ZM40 100H38V101H40ZM43 100V99H42ZM47 100H49L48 98H47ZM55 100V99H54ZM53 100V101H54ZM62 100V99H61ZM68 100V99H67ZM92 100V99H91ZM102 100V99H101ZM129 100V99H128ZM188 100V99H187ZM195 100V99H194ZM214 100V99H213ZM218 100V99H217ZM263 101H264V98L262 99ZM261 100V102H263ZM6 101V100H5ZM56 101V100H55ZM86 101V100H85ZM127 101V100H126ZM138 101V100H137ZM212 101V100H211ZM230 101V100H229ZM239 101V100H238ZM242 101V100H241ZM258 101V100H257ZM256 101V102H257ZM4 102V101H3ZM19 102V101H18ZM50 102V101H49ZM76 102V101H75ZM103 102V101H102ZM188 103V105H187V107H183V105H186L185 103ZM226 102H228V100L226 101ZM231 103L233 102V101H230ZM240 102V101H239ZM255 102V103H256ZM2 103V102H1ZM8 103V102H7ZM10 103V102H9ZM20 103V102H19ZM35 103V102H34ZM40 103H41V101H40ZM62 103V102H61ZM71 103H73V100H72V102ZM79 103L80 102H78V104L77 105H79ZM88 103V102H87ZM95 103V102H94ZM210 102H208V104H209ZM224 103V102H223ZM223 103H221V105H223ZM16 104V103H15ZM14 104V105H15ZM59 104V103H58ZM64 104V103H63ZM74 104V103H73ZM91 104V103H90ZM90 104H88V105H90ZM92 104H93V102H92ZM91 104V105H92ZM106 104V105H107ZM129 104V103H128ZM134 104V103H133ZM138 104V103H137ZM152 105H153V103H151ZM217 104V103H216ZM262 104H264V103H262ZM261 104V105H262ZM4 105V104H3ZM19 105V104H18ZM17 105V106H18ZM21 105V104H20ZM26 105H28V104H22L20 107H19V110H17L18 112H19V116L21 117V116H23V117H27V115H34V114H31L32 112H31V110L34 108H30V106H32V105H30L29 107H27ZM37 105V104H36ZM49 105V104H48ZM55 105V104H54ZM66 105H67V103H66ZM66 105H64V107L66 106ZM97 105V104H96ZM105 105V106H106ZM114 105V104H113ZM113 105H110V106H113ZM116 105V104H115ZM150 105V104H149ZM211 105V104H210ZM220 105V104H219ZM221 105H220V108L219 109H221L222 107H221ZM237 105V104H236ZM235 105V106H236ZM246 105V104H245ZM252 105V104H251ZM253 105H254V103H253ZM260 105V104H259ZM1 106H2V104H1ZM0 106V107H1ZM6 106V105H5ZM38 106V105H37ZM41 106H42V104H41ZM47 106V105H46ZM50 106H52V104L50 105ZM62 106V105H61ZM73 106V105H72ZM72 106H71V108H72ZM76 106V105H75ZM100 106V105H99ZM135 106H137V105H135ZM151 106V105H150ZM154 106H156V102H155V105H153V107ZM207 106V105H206ZM226 106V105H225ZM230 106H232V105H230ZM10 107V106H9ZM8 107V108H9ZM36 107V106H35ZM40 107V106H39ZM44 107H45V104H44ZM55 107H56V105H55ZM83 107V106H82ZM82 107H77L75 110H76V112L79 114V115H81V116H84V108H82ZM95 107V106H94ZM98 107V105L96 106V108ZM107 107V106H106ZM149 107V106H148ZM242 107H244V105L242 106ZM256 107V106H255ZM258 107V106H257ZM31 110H30V109ZM47 108H49V111H48V109H46L47 111L46 112H48V113H45L44 112V115L45 114H49V117H51L50 115H53V116H55L54 118L55 119H53V127L52 126H50V127H52V130L50 129V130H48L47 132H44V131H42V132H44V133H42V134H37L36 136H38L37 137V139H42V143H40L39 144V146L36 148V149H33L32 150V152H30V156H29V158H35V161H36V158H38V157H40L39 155H40V151H43L44 149H46L47 147H48V144L50 143V142H52L53 141V138L57 135V134H59L60 135V131L61 130H63L64 128H65V123H64V121H65V115L64 114H60V113H57V111H54L53 109H50V107H47ZM52 108V107H51ZM66 108H67V106H66ZM92 108V107H91ZM109 108V107H108ZM107 108V109H108ZM150 108L152 109V107H149V109L147 108V110H149L150 111ZM157 108V109H158ZM234 108V107H233ZM241 108V107H240ZM40 109H41V107H40ZM43 109H45V108H43ZM58 109H59V107H58ZM61 109V108H60ZM64 109V108H63ZM68 109V108H67ZM70 109V108H69ZM110 109V108H109ZM137 109V108H136ZM212 109V108H211ZM227 109H228V107H227ZM226 109V110H227ZM238 109V108H237ZM2 110H3V108H2ZM65 110V109H64ZM75 110H73V111H75ZM188 110V111H187ZM205 110V109H204ZM208 110V109H207ZM214 110V109H213ZM222 110H224L223 112H225V113H223V114H225L226 115V111H225V107H224V109H222ZM240 110V109H239ZM4 111V110H3ZM9 111H10V109H9ZM45 111V110H44ZM63 111V110H62ZM96 111V110H95ZM140 111V110H139ZM217 111H218V109H217ZM244 111V110H243ZM40 112V111H39ZM38 112V113H39ZM65 112H66V110H65ZM65 112H63V113H65ZM72 112V111H71ZM86 112V111H85ZM193 112V113H194ZM208 112V111H207ZM211 112V111H210ZM235 112V111H234ZM234 112H232V114L234 113ZM258 112V111H257ZM0 113H1V111H0ZM5 113V112H4ZM34 113V112H33ZM41 113V112H40ZM43 113V112H42ZM76 113V114H77ZM195 113H197V112H195ZM229 113V112H228ZM227 113V114H228ZM245 113V112H244ZM248 113V112H247ZM1 114H3V113H1ZM8 114H11V113H8ZM72 114H75L74 112L72 113ZM77 114V115H78ZM149 114H150V112H149ZM148 114V115H149ZM211 114H213V113H211ZM240 114V113H239ZM239 114H237V115H239ZM46 115V116H47ZM104 115V114H103ZM135 115H134V117H135ZM203 115V114H202ZM236 115V116H237ZM248 115H249V113H248ZM0 116H3V115H0ZM15 116V115H14ZM41 116H43V115H41ZM80 116V117H81ZM93 116V115H92ZM228 116V115H227ZM5 117V116H4ZM34 117H37V116H34ZM34 117H32L31 116V118H34ZM49 117H47V118H49ZM67 117V116H66ZM78 117V116H77ZM77 117L75 118V119H77ZM95 117V116H94ZM93 117V118H94ZM98 117V116H97ZM148 117V119L147 120H149V116H147ZM204 117V116H203ZM230 117V116H229ZM233 117V116H232ZM231 117V118H232ZM29 118V117H28ZM68 118V117H67ZM84 118V117H83ZM82 118V119H83ZM85 118H87L86 116H85ZM92 118V119H93ZM104 118V117H103ZM2 119V118H1ZM12 119V118H11ZM35 119H37V118H35ZM40 119V118H39ZM42 119V118H41ZM40 119V120H41ZM44 119V118H43ZM45 119H46V117H45ZM127 119V118H126ZM124 117H120V115L118 116V118H116L115 120H116V123L115 124H118V125H123V126H125L126 127V125L128 126V125H130V123L128 122L129 120H126ZM190 119H192L193 121H191ZM238 119H240V118H238ZM14 120V119H13ZM17 119H15V121H14V126H16V127H18V129L20 128V127H22L21 125H20V123L18 122V121H16ZM29 120V119H28ZM49 120V119H48ZM114 120V121H115ZM131 120V119H130ZM172 122H171V121ZM225 120H226V118H225ZM250 120V119H249ZM261 120V119H260ZM46 121V120H45ZM77 121V120H76ZM134 120H132V122H133ZM222 121V120H221ZM24 122H26V121H24ZM31 122V121H30ZM67 122V121H66ZM83 122V121H82ZM85 122V121H84ZM90 122V121H89ZM93 122V121H92ZM214 122V121H213ZM223 123H225L226 121H222ZM228 123H229V119H228V121H227ZM226 122V123H227ZM231 122V121H230ZM245 122V121H244ZM251 122V121H250ZM259 122V121H258ZM4 123V122H3ZM22 123V122H21ZM52 123V122H51ZM91 123V122H90ZM90 123H88V125L90 124ZM221 123V122H220ZM220 123H219V125H220ZM225 123V124H226ZM43 124V123H42ZM48 124V123H47ZM50 124V123H49ZM67 124V123H66ZM75 124V123H74ZM78 124V123H77ZM32 125V124H31ZM35 125V124H34ZM33 125V126H34ZM84 125V124H83ZM87 125V124H86ZM137 125V126H136ZM212 125V124H211ZM217 125H218V122H217ZM219 125H218V127H219ZM228 125V124H227ZM226 125V126H227ZM43 126V125H42ZM117 126V125H116ZM164 126H166V124L164 125ZM212 126H216L214 123H213V125ZM211 126V127H212ZM232 126V125H231ZM243 126V125H242ZM29 126H27V128H28ZM47 127V126H46ZM88 127V126H87ZM90 127V126H89ZM122 127V126H121ZM220 127H221V125H220ZM222 127H223V124H222ZM227 127H229V125L227 126ZM7 128V127H6ZM15 128V127H14ZM42 128H44V127H42ZM106 128V127H105ZM159 128H158V130H159ZM4 129V128H3ZM18 129H16V131L13 133V135L10 137L9 136V138L11 139V141H17L19 138H21V137H23V136H27V135H23L22 136V134H20V133H22V132H18ZM22 129V128H21ZM23 129H24V127H23ZM29 129V128H28ZM38 129V128H37ZM86 129V128H85ZM85 129L82 127V126H70L69 128H68V126H67V130H66V138L63 140V139H60V137L58 138V137H56L57 139H56V141H54V142H57V144H59V145H57V147L59 146V148L60 149H62V151L63 152H61V153H63V154H61V155H59V156H57V157H53V158H55L54 160L55 161H52V163L51 164H47V168L46 169H56L57 168V164H59V165H66L69 161H71L70 163H72V162H74V161H76V158H75V156H73L72 155V153L73 152H71V151H73V149L75 150V148H77V150H79V151H83L84 152V147L86 148L85 150H86V152H88V153H90V152H92V150H94L96 147L93 145L92 146V144H87V145H85L84 143V137H86V136H90L91 134H92V132H91V134L90 133H88L89 131H87V132H85ZM104 129V128H103ZM209 129H211V128H209ZM261 129V128H260ZM20 130V129H19ZM26 130V129H25ZM32 130V129H31ZM58 130V131H57ZM101 130V129H100ZM124 130V129H123ZM157 130V129H156ZM225 130H226V128H225ZM225 130H224V133H223V135L225 134ZM3 131V130H2ZM1 131V132H2ZM10 131V130H9ZM28 131V130H27ZM26 131V132H27ZM55 131H57V132H55ZM65 131V130H64ZM102 131V130H101ZM107 131H108V129H107ZM126 131V130H125ZM244 131V130H243ZM263 131V130H262ZM12 132V131H11ZM99 132V131H98ZM97 132V133H98ZM122 132V131H121ZM131 132V131H130ZM130 132H128V134L130 133ZM161 132H159L160 134H161ZM174 132V133H175ZM193 132V131H192ZM191 132V133H192ZM221 132V131H220ZM239 132V131H238ZM255 132V131H254ZM25 132H23V134H24ZM40 133V132H39ZM96 133V134H97ZM158 133V134H159ZM181 133H179V134H181ZM217 133H219V132H216L215 133V135H218ZM230 133V132H229ZM229 133H227L228 135H229ZM263 133V132H262ZM7 134V133H6ZM5 134V135H6ZM25 134H27V133H25ZM90 134V135H89ZM100 134H101V132H100ZM116 134H119V133H116ZM125 133H123V134H121V135H115L112 139H111V144H108V145H112L113 146V148H114V146L115 145H120V143H126V144H122V148H123V146H128V148L131 146L129 143H130V139L128 138V137H126L125 135H124ZM128 134H127V136H128ZM131 134V133H130ZM152 134V135H151ZM158 134H157V136H158ZM171 134V133H170ZM227 134H226V136H227ZM236 134H238V133H236ZM261 134V133H260ZM0 135H2L1 133H0ZM10 135H11V133H10ZM192 135V134H191ZM195 135H193L194 136V138H193V140L195 139ZM209 135V134H208ZM211 135V134H210ZM221 135H222V132H221ZM95 136V135H94ZM103 136V135H102ZM154 136V135H153ZM171 136V135H170ZM204 136V137H205ZM212 136L213 135H211V137L210 138H212ZM1 137V136H0ZM4 137V136H3ZM29 137V136H28ZM100 137V136H99ZM192 137V136H191ZM204 137H202V138H204ZM230 137V136H229ZM244 137H245V135H244ZM252 137V136H251ZM2 138V137H1ZM0 138V139H1ZM5 138L7 139V136H5ZM161 138V137H160ZM163 138H161V139H163ZM196 138H198V137H196ZM201 138V139H202ZM206 138H207V136H206ZM215 138V137H214ZM5 139V140H6ZM23 139H24V137H23ZM55 139V138H54ZM86 139H87V137H86ZM91 139V138H90ZM96 139V138H95ZM94 139V140H95ZM129 139V140H128ZM151 139V140H150ZM159 139V138H158ZM168 139H169V137H168ZM189 139V138H188ZM239 139V138H238ZM242 139V138H241ZM240 139V140H241ZM246 139H247V137H246ZM248 139H250V138H248ZM2 140V139H1ZM8 140V139H7ZM19 140H21V139H19ZM18 140V141H19ZM89 140V139H88ZM148 140V141H147ZM196 140V139H195ZM212 140V139H211ZM211 140H209V141H211ZM214 140H216V138L214 139ZM219 140H221V139H219ZM231 140H232V138H231ZM230 140V141H231ZM21 141H23V140H21ZM20 141V142H21ZM96 141V140H95ZM95 141H93V142H95ZM109 140H107V142H108ZM129 141V142H128ZM163 142L165 141V140H162ZM176 141V140H175ZM200 141V140H199ZM206 141H208V140H206ZM244 141V140H243ZM242 140L240 141V142H243ZM19 142V143H20ZM87 142V141H86ZM110 142V141H109ZM177 142V141H176ZM204 142V141H203ZM231 142H233V141H231ZM6 143V142H5ZM15 143V142H14ZM13 143V144H14ZM24 143V142H23ZM90 143H92V141L90 142ZM133 143V142H132ZM135 143V142H134ZM239 143V142H238ZM245 143V142H244ZM35 144V143H34ZM227 144V143H226ZM232 144V143H231ZM241 144V143H240ZM4 145V144H3ZM16 145V144H15ZM18 145V144H17ZM24 145H26V143L24 144ZM136 145H137V143H136ZM135 145V146H136ZM233 145V144H232ZM235 145V144H234ZM8 146V145H7ZM13 146V145H12ZM21 146V145H20ZM30 145H28L27 147H29ZM32 146V145H31ZM35 146V145H34ZM53 146V145H52ZM55 146V145H54ZM167 146H169V147H167ZM238 146V145H237ZM95 147V148H94ZM193 147V148H192ZM198 147V146H197ZM8 148V149H7ZM6 149H0V154H1V158L3 157L4 158V161L6 160L7 162H5L4 164H6V163H9V164H13V163H17L16 161H18V158L20 159L21 158V154L20 153H17L16 151V153H14V151H13V153H12V150L10 151V149L12 148H10L9 149V147H7ZM31 148V147H30ZM94 148V149H93ZM106 148V147H105ZM112 148V149H113ZM117 148H118V146H117ZM127 148V147H126ZM140 148V147H139ZM138 148V149H139ZM233 148V147H232ZM13 149V148H12ZM32 149V148H31ZM52 149H53V147H52ZM125 148H123L122 150L124 151V153L125 152H127V154L125 153H123L124 155H122L121 156V159H124L128 154H129V152L131 151V150H124ZM137 149V148H136ZM201 149V148H200ZM203 149V148H202ZM25 150V149H24ZM29 150V149H28ZM96 150V149H95ZM135 150V149H134ZM205 150V149H204ZM203 150V151H204ZM27 151V150H26ZM53 151V153H54V150H52ZM111 151V150H110ZM115 151H117V149L115 150ZM114 151V152H115ZM118 151H120V150H118ZM129 151V152H128ZM172 151L173 152H179V157H178V160H172L171 159V157H169L170 155V153H172ZM207 151V150H206ZM20 152V151H19ZM24 152V151H23ZM65 152V153H64ZM102 152V151H101ZM121 152V151H120ZM140 152H141V150H140ZM75 153V152H74ZM97 153H99V150H98V152ZM111 153H113V152H111ZM207 153V152H206ZM25 155V152L24 153H22V155ZM29 154V153H28ZM68 156H67V155ZM81 154V153H80ZM87 154V153H86ZM93 155H94V152L92 153ZM116 154V153H115ZM118 154V153H117ZM137 154V153H136ZM184 154V155H183ZM204 154V153H203ZM81 155H83V153L81 154ZM81 155H79V156H81ZM91 155V154H90ZM131 155H133V154H131ZM141 155V154H140ZM169 155V156H168ZM200 155V156H199ZM26 157H28V155H25ZM25 156H23V157H25ZM33 156V157H32ZM45 156V155H44ZM54 156V155H53ZM65 156V157H64ZM87 156V155H86ZM92 156V155H91ZM95 156V155H94ZM117 156V155H116ZM125 156V157H124ZM129 156V155H128ZM130 157V156H129ZM133 157H135V156H133ZM132 157V158H133ZM140 157V156H139ZM146 157V156H145ZM205 157H206V155H205ZM29 158H28V160H29ZM50 158V157H49ZM96 158V157H95ZM94 158V160H96V161H98L99 163L100 162H104V163H109V161L111 160V154H102V153H100V154H98V156H97V158L95 159ZM142 158V157H141ZM22 159V158H21ZM21 159H20V161H21ZM24 159H26V158H24ZM24 159H23V161H24ZM39 159V158H38ZM37 159V160H38ZM88 159V158H87ZM91 159V158H90ZM89 159V160H90ZM92 159H93V157H92ZM175 159V158H174ZM199 159V160H200ZM205 159V158H204ZM40 160V159H39ZM84 160H86L85 158H84V156L83 157H80L79 158V160H78V162L80 163V162H82L81 164L83 165V164H85L84 163ZM126 160V159H125ZM132 160H134V159H132ZM3 161V162H4ZM34 161V160H33ZM41 161V160H40ZM93 160H91V162H92ZM143 161V160H142ZM146 161V160H145ZM203 161V160H202ZM221 161V160H220ZM1 162V161H0ZM26 162V161H25ZM86 162H87V160H86ZM94 162V161H93ZM122 162V161H121ZM205 162V161H204ZM222 162V161H221ZM34 163H36V162H34ZM38 163V162H37ZM95 163V162H94ZM123 163V162H122ZM190 163V162H189ZM193 163V162H192ZM206 163V162H205ZM4 164H2V165H4ZM21 164H23V162H21ZM20 164V165H21ZM43 164V163H42ZM81 164L79 165L80 167H81ZM110 164V163H109ZM108 164V165H109ZM195 164V163H194ZM199 164V163H198ZM224 164V163H223ZM19 165V166H20ZM23 165H25V164H23ZM58 165V166H59ZM75 165V164H74ZM110 165V166H111ZM131 165V164H130ZM188 165V164H187ZM196 165V164H195ZM200 165V164H199ZM198 165V166H199ZM202 165V164H201ZM0 166H1V163H0ZM22 166V165H21ZM42 166V165H41ZM45 166V165H44ZM78 166V165H77ZM76 166V167H77ZM84 166V165H83ZM92 166V165H91ZM239 166H240V164H239ZM239 166H238V168H239ZM244 166V165H243ZM242 166V167H243ZM3 167V166H2ZM5 167V166H4ZM10 167V166H9ZM13 167V166H12ZM24 167V166H23ZM50 167H52V168H50ZM72 167H73V165H72ZM76 167H73V168H71L72 169V171L73 172H75L74 170H75V168ZM124 167H123V169H124ZM195 167V166H194ZM235 167V166H234ZM245 168H243V169H246V166H244ZM20 168V167H19ZM19 168H17V169H19ZM62 168V167H61ZM78 168V167H77ZM99 168H100V166H99ZM218 168V167H217ZM247 168H248V166H247ZM251 168H252V165H251ZM4 169V168H3ZM7 169H8V167H7ZM14 169V168H13ZM21 169V168H20ZM20 169H19V171H20ZM24 169H27V168H24ZM31 169V168H30ZM34 169V168H33ZM68 169V168H67ZM80 169V168H79ZM78 169V170H79ZM93 169V168H92ZM91 169V171H92V173H96L97 172V170L96 169H93L92 170ZM224 169V168H223ZM250 169V168H249ZM260 169V168H259ZM22 170L23 169H21V171L20 172H22ZM32 170V169H31ZM171 170H173V172L171 171ZM193 170V169H192ZM252 170V169H251ZM250 170V171H251ZM257 170V169H256ZM261 170V169H260ZM2 171V170H1ZM11 171V170H10ZM28 171H29V169H28ZM28 171H26V172H28ZM38 171V170H37ZM36 171V172H37ZM63 171H65V170H63ZM107 171H109V170H107ZM106 171V172H107ZM171 171V172H170ZM191 171V170H190ZM237 171V170H236ZM32 172V171H31ZM44 172H45V170H44ZM49 172V171H48ZM61 172V171H60ZM67 172V171H66ZM79 172V171H78ZM82 172V171H81ZM83 172H84V170H83ZM82 172V173H83ZM102 172V171H101ZM197 172V171H196ZM219 172V171H218ZM2 173V172H1ZM13 173V172H12ZM42 173H43V171H42ZM86 173V171L84 172V174ZM100 173V172H99ZM200 173H202V172H200ZM251 173V172H250ZM255 173V172H254ZM6 174V173H5ZM28 174V173H27ZM44 174V173H43ZM46 174V173H45ZM70 174V173H69ZM78 174V173H77ZM90 174V173H89ZM194 174V173H193ZM203 174H205L204 172H203ZM203 174H200V175H202L203 176V178L205 177V175H203ZM211 174V173H210ZM210 174H207L206 175V177L209 175L210 177H211V175ZM216 174V173H215ZM219 174V173H218ZM235 174V173H234ZM239 174V172L236 174V176ZM241 174H242V172H241ZM241 174H239V175H241ZM246 174V173H245ZM258 174V173H257ZM29 175V174H28ZM40 173L38 172V173H34V172H32V174L30 173V175H29V178H31V180H34V181H32L31 182V180L29 179V178H24L25 179V181L24 182H19V185H20V183H21V186H10V188H11V192L14 194H16V193H18L21 197H22V195H23V202L21 201V204L23 203V208H22V210H21V212L20 213H15L13 210H11L10 208L8 209H6L5 210V208H4V211H1L0 210V254H2L1 256H3V252H1L2 251V249H5V248H3L4 246H6L7 245V241H8V239L11 237V235H10V237L8 236V231L7 230H5L6 229V225H8L9 226V224L10 225H12L11 223H16V222H18V223H21V226H22V222L24 223V221H25V223H26V221L28 220V223H29V220H31L32 221V223L31 224H34V222H35V224H37V225H40V224H42V221H43V219H42V217L40 218V217H36V216H34V215H32V214H30L31 212H30V210H31V208L33 207L32 205V203H33V201L35 200V199H37L36 197H39V195H41V193H46V195L47 194H57L56 193V191H57V188H59V186H60V184H62V183H60L59 184V186L56 188V187H54V185H51V184H48V183H44L43 181H40V182H42V183H40V182H38L39 180V177H40ZM51 175V174H50ZM65 175V174H64ZM79 175V174H78ZM82 175V174H81ZM212 175H214V172H213V174ZM221 175V174H220ZM2 176V175H1ZM19 176V175H18ZM25 176V175H24ZM42 176V175H41ZM66 176H69V175H66ZM75 176H77V175H75ZM74 175H73V177H75ZM83 176V175H82ZM99 176V175H98ZM232 176V175H231ZM245 176V175H244ZM249 176H253V174L252 175H249ZM5 177V176H4ZM7 177V176H6ZM9 177V176H8ZM28 177V176H27ZM50 177V176H49ZM193 177H194V179H193ZM210 177H209V179H210ZM227 177V176H226ZM235 177V176H234ZM237 177H239L238 178V180L240 179V176H237ZM246 177V176H245ZM248 177V176H247ZM12 178V177H11ZM55 178V177H54ZM61 179H62V177H60ZM68 178H70V177H68ZM67 178V179H68ZM236 178V177H235ZM234 178V179H235ZM249 178V177H248ZM3 179H5V178H3ZM1 177H0V184L3 182L2 180H3ZM14 179V178H13ZM23 179V178H22ZM56 179V178H55ZM81 179V178H80ZM95 179V178H94ZM193 179V180H192ZM197 179V178H196ZM196 179L194 180V182H196ZM215 179V178H214ZM226 179V178H225ZM241 179H243V178H241ZM244 179H246V178H244ZM251 179V178H250ZM6 180V179H5ZM8 180V179H7ZM7 180H6V182H7ZM41 180V179H40ZM51 180V179H50ZM70 180V179H69ZM82 180V179H81ZM103 180V179H102ZM155 182H157V184L156 185H153L152 183H154V181ZM157 180V181H156ZM191 180H192V182H191ZM200 180V179H199ZM198 180V183L201 181H199ZM206 180V179H205ZM202 181V182H206V181ZM10 181V180H9ZM22 181V180H21ZM55 181V180H54ZM108 181V180H107ZM124 182L125 181V183L126 184H121L120 182ZM133 181V182H132ZM208 181V180H207ZM244 181V180H243ZM242 181V182H243ZM248 181H250V180H248ZM254 181V180H253ZM252 180H251V182H253ZM5 182V181H4ZM3 182V183H4ZM6 182H5V184H6ZM11 182V181H10ZM15 182V181H14ZM71 182V181H70ZM76 182V181H75ZM101 182V181H100ZM110 182V183H111ZM132 182V183H131ZM228 182H229V180H228ZM255 182V181H254ZM257 182V181H256ZM17 183V182H16ZM35 184V186H38V187H36V189L34 190H29L30 192H33L32 194H34V196L32 195V196H28V191H27V194H25L24 193V190L27 188V186L29 187L30 185L29 184ZM57 183H59V182H57ZM86 183H89V182H87L86 181ZM198 183H196V184H198ZM201 183V182H200ZM199 183V184H200ZM208 183H210V182H208ZM213 182H211L210 184H212ZM244 183V182H243ZM248 183V182H247ZM258 183V182H257ZM7 184H9V183H7ZM54 184V183H53ZM67 184V183H66ZM71 184V183H70ZM90 184V183H89ZM105 184V183H104ZM195 184V183H194ZM193 184V185H194ZM217 184V183H216ZM249 184V183H248ZM255 183H253V185H254ZM12 185V184H11ZM87 185V184H86ZM114 185V184H113ZM148 185H150L149 187H150V189H149V187H147ZM205 185V184H204ZM203 185V187H205L206 185H207V182H206V185L204 186ZM239 185V184H238ZM241 185V184H240ZM32 186V185H31ZM34 186V187H35ZM62 186H64V184H62ZM69 186V185H68ZM72 186V185H71ZM85 186V184L83 185V183L81 184V183H78V184H75L74 186H73V188L71 187H69V188H65V186L64 187H62L61 189H59V190H63V188H65L64 190H65V192L66 193H68L67 195V197L68 198H73V197H80V199L84 202L85 200H84V197L87 199V197H89V195L91 194V193H85L86 191V189L84 190V187ZM94 186V185H93ZM96 186V185H95ZM207 186H209V185H207ZM207 186L205 187L206 189H207ZM213 186H215V185H213ZM223 186V185H222ZM251 186H252V184H251ZM6 187V186H5ZM19 187V188H18ZM33 187V188H34ZM67 187V186H66ZM101 187H103V186H101ZM114 187V186H113ZM144 187V188H143ZM145 187H147L149 190H148V192L146 191L147 189L145 188ZM188 187H190V186H188ZM191 187L189 188V190L191 189ZM195 187H197L198 188V186H196V185H194V188ZM200 187H202L201 185H200ZM200 187H199V189H200ZM203 187H202V191H199L200 193H202L203 194V191L205 190H203ZM210 187V186H209ZM217 187V186H216ZM219 187V186H218ZM249 187V186H248ZM260 188L261 189V186H259L258 184H257V187L255 186V188ZM9 188V187H8ZM30 189H32L31 187H29ZM174 188H176L175 190H176V192H174L175 190H174ZM179 188H180V190H179ZM182 188H184L185 190H183V191H181L182 190ZM193 188V187H192ZM196 188V189H197ZM0 189H2L1 187H0ZM6 189H7V187H6ZM28 189V188H27ZM116 189V188H115ZM114 189V190H115ZM144 189H146V190H144ZM241 189V188H240ZM63 190V191H64ZM88 190H89V188H88ZM98 190V189H97ZM96 190V191H97ZM194 190V189H193ZM198 190V189H197ZM197 190L195 191V192H197ZM201 190V189H200ZM243 190H245V189H243ZM254 190V189H253ZM252 190V191H253ZM5 191V190H4ZM188 193H187V192ZM207 192H209L208 190H206ZM217 191V190H216ZM98 192V191H97ZM96 192V193H97ZM194 192V193H195ZM7 193V192H6ZM23 193V194H22ZM59 193H60V191H59ZM62 193V192H61ZM60 193V194H61ZM64 193V192H63ZM134 193V194H135ZM218 193V192H217ZM221 193H222V191H221ZM9 194V193H8ZM22 194V195H21ZM30 194V193H29ZM88 194V195H87ZM92 194H94V193H92ZM117 194H118V192H117ZM116 194V195H117ZM122 194V193H121ZM140 194H143V193H140ZM139 194V199H140V195ZM12 195V194H11ZM10 195V196H11ZM31 195V194H30ZM51 195V196H52ZM109 195V194H108ZM120 195V194H119ZM196 195V194H195ZM194 195V196H195ZM198 195V194H197ZM203 195H205V192H204V194ZM212 195V194H211ZM210 195V196H211ZM216 195V194H215ZM19 196V197H20ZM51 196H49V197H51ZM57 196V195H56ZM60 196V195H59ZM91 196V195H90ZM115 196V195H114ZM118 196V195H117ZM137 196V195H136ZM193 196V197H194ZM207 196V195H206ZM209 196V195H208ZM4 197V196H3ZM7 197V196H6ZM18 197V196H17ZM18 197V198H19ZM44 197H45V195H44ZM65 197H66V195H65ZM108 197V196H107ZM141 197H143V196H141ZM196 197V196H195ZM197 197H200V196H197ZM253 197H255L254 195H253ZM2 198V197H1ZM16 198V197H15ZM54 198V197H53ZM59 198H61V197H59ZM93 198V197H92ZM92 198L91 199H89V200H92ZM121 198H123V196L121 197ZM127 198L126 199H124V200H127ZM190 198H189V200H190ZM211 198H213L212 196H211ZM21 199V198H20ZM19 199V200H20ZM79 199V198H78ZM118 200L117 198H116V196L115 197H110V198H108V200H106V201H108L107 203H109V202H114V200ZM136 199H138V197L136 198ZM139 199H138V201H139ZM200 199V198H199ZM74 200V199H73ZM88 200V199H87ZM103 200H105V199H103ZM141 200V199H140ZM186 200H185V203H186ZM209 200V199H208ZM212 200H214V199H212ZM2 201V200H1ZM10 201H11V199H10ZM18 201V200H17ZM48 201V200H47ZM57 201H58V199H57ZM67 201H68V199H67ZM71 201V200H70ZM80 201V200H79ZM137 201V200H136ZM216 201V200H215ZM214 201V202H215ZM37 202V201H36ZM50 202V201H49ZM58 202H60V201H58ZM76 202H78V201H76ZM102 202V201H101ZM189 202V201H188ZM204 202V201H203ZM202 202V203H203ZM212 202V201H211ZM256 202V201H255ZM12 203V202H11ZM11 203H9V204H11ZM45 203V202H44ZM70 203V202H69ZM74 203H75V201H74ZM91 203V202H90ZM93 203V202H92ZM102 203H104V201L102 202ZM101 203V204H102ZM137 203V202H136ZM200 203V202H199ZM198 203V204H199ZM201 203V204H202ZM8 204V205H9ZM16 204V203H15ZM48 204H50V203H48ZM71 204V203H70ZM76 204V203H75ZM110 204V203H109ZM115 204V203H114ZM114 204H113V206H114ZM133 204H135V203H133ZM200 204V205H201ZM206 204V203H205ZM211 204V203H210ZM6 205V204H5ZM5 205L3 206V207H5ZM57 205V204H56ZM56 205H54V206H56ZM63 205V204H62ZM78 205V204H77ZM80 206L79 207H81V204H79ZM102 205H104V204H102ZM123 205V204H122ZM122 205L120 206V207H122ZM184 205V204H183ZM187 205V204H186ZM14 206V205H13ZM21 206V205H20ZM49 206V205H48ZM54 206H51V208H53V209H56V208H54ZM70 206V205H69ZM73 206V204L70 206V207H72ZM239 206V205H238ZM11 207V206H10ZM43 207V206H42ZM85 207V206H84ZM84 207H81L82 209L84 208ZM102 207V206H101ZM132 207V206H131ZM209 207H211V206H209ZM21 208V207H20ZM51 208H49L48 207V209L45 211V213L46 214H48V211L51 209ZM58 208V207H57ZM64 208V207H63ZM66 208V207H65ZM74 209H75V206L73 207ZM111 208V207H110ZM116 208V207H115ZM197 209V211H196V209ZM201 208H202V206H201ZM17 209V208H16ZM33 209V208H32ZM36 209H37V207H36ZM35 209V210H36ZM50 210V211H53L54 212V210ZM60 209V208H59ZM73 209V210H74ZM77 209V208H76ZM79 209V208H78ZM120 209V208H119ZM128 209H129V207H128ZM142 209V208H141ZM204 209V208H203ZM58 210V209H57ZM81 210V209H80ZM97 210H98V208H97ZM105 210V209H104ZM121 210H122V208H121ZM134 210V209H133ZM206 210V209H205ZM20 211V210H19ZM62 211L63 210H59V211H56V212H54L53 214H55L58 218H60V219H62V220H64V221H67V219H69L68 217H69V214L70 213H68V216L67 215H65V214H63L62 213ZM91 211H93V210H91ZM91 211L89 210V211H85L84 212V210L82 211H80V212H74V214L75 213H77L78 215H81V218L82 219H80L81 220V222H84V220H86L87 218H89L90 216H91ZM129 211V210H128ZM147 211V210H146ZM199 211H201L202 212V209H200ZM34 212V211H33ZM38 212H39V210H38ZM42 213H43V209H42V211H41ZM194 212V213H193ZM206 213L205 214H207V210L205 211ZM98 213V212H97ZM138 213V212H137ZM200 213V212H199ZM50 214H51V212H50ZM72 214V213H71ZM77 214H75V215H77ZM202 214V213H201ZM203 214H204V212H203ZM204 214V215H205ZM38 215V214H37ZM73 215V214H72ZM74 215V216H75ZM211 215V214H210ZM57 218V219H58ZM73 218V217H72ZM77 218H78V216H77ZM91 218V217H90ZM48 219H49V217H48ZM74 219V218H73ZM190 219V218H189ZM211 219V218H210ZM36 220H38V221H36ZM51 220V219H50ZM55 220V219H54ZM70 220V219H69ZM68 220V221H69ZM79 220V221H80ZM88 220V219H87ZM98 220V219H97ZM208 221H209V219H207ZM207 220L205 219V221L207 222ZM47 221V220H46ZM203 222V221H202ZM9 223V224H8ZM44 224L46 223V222H43ZM71 223V225H72V222H70ZM79 223V222H78ZM95 223V222H94ZM124 223V222H123ZM188 223H189V221H188ZM204 223V222H203ZM208 223H210V222H208ZM82 224V223H81ZM87 224V223H86ZM86 224H84L83 223V225H86ZM206 224V223H205ZM204 224V225H205ZM43 225V224H42ZM47 225V224H46ZM49 226H51L52 227V225L51 224H48ZM60 225V224H59ZM59 225H57V226H55V225H53V227H52V230L54 231V232H56L57 231V228H58V226ZM62 225V224H61ZM74 225V224H73ZM83 225H81V226H83ZM88 225H90V223H88ZM88 225H86V226H88ZM192 224H190V226H191ZM203 225V226H204ZM16 226V225H15ZM19 226V225H18ZM45 226V225H44ZM49 226H48V228H49ZM77 226H78V224H77ZM76 226V227H77ZM95 226V225H94ZM97 226V225H96ZM95 226V227H96ZM203 226H201V227H203ZM211 226V225H210ZM28 227V226H27ZM27 227H26V229H27ZM29 227H31L32 228V225L31 226H29ZM47 227V226H46ZM80 227V226H79ZM94 227V228H95ZM192 227H194V226H192ZM191 227V229H193ZM201 227H197V228H195V229H197L199 232H201V231H204V230H202V228ZM205 227V226H204ZM203 227V228H204ZM14 228V227H13ZM12 228V229H13ZM37 228V227H36ZM40 228V227H39ZM62 228H64V227H62ZM78 228V227H77ZM76 228V229H77ZM81 228H84V227H81ZM94 228H92V231H94L93 229ZM98 228V227H97ZM96 228V229H97ZM210 228V227H209ZM208 228V229H209ZM23 230L22 232V237L23 236H25V233L26 232H28L27 230ZM69 229V228H68ZM72 229V228H71ZM76 229L75 230H72L71 231V236H69V238H72V239H74L75 241H76V239L75 238H77L78 239V237H79V235H81L82 233H83V231L82 230H79L78 229V231H76ZM85 229H86V227H85ZM87 229L88 230H91L90 228H89V226L87 227ZM123 229V228H122ZM136 229V230H135ZM195 229H193L194 231H196ZM208 229H207V227H206V230L208 231ZM11 230V229H10ZM16 230V229H15ZM29 230V229H28ZM33 230V229H32ZM36 230V229H35ZM48 230V229H47ZM50 230V229H49ZM59 230V229H58ZM70 230V229H69ZM84 230V229H83ZM205 230V232L207 233V231ZM60 231V230H59ZM67 231V230H66ZM81 231H82V233H81ZM85 231H87V230H85ZM30 232V231H29ZM36 232V231H35ZM52 232V231H51ZM89 232V231H88ZM91 232V231H90ZM190 231H188V233H189ZM192 232V231H191ZM197 232V231H196ZM204 232V233H205ZM210 232H211V229H210ZM15 233V232H14ZM57 233V232H56ZM60 233H62L61 231H60ZM66 233V232H65ZM81 233V234H80ZM99 233V232H98ZM102 233V232H101ZM122 233V232H121ZM129 233H127V234H129ZM187 233V232H186ZM212 233V232H211ZM210 233V234H211ZM214 233V232H213ZM37 234V233H36ZM59 234V233H58ZM85 234V233H84ZM91 234L93 235V233L91 232ZM109 234V233H108ZM185 234V233H184ZM183 234V235H184ZM192 234H193V232H192ZM195 234V233H194ZM193 234V235H194ZM39 235V237L40 238H42V239H44L46 236L44 235V233H39L38 234ZM64 235V234H63ZM83 235V234H82ZM81 235V236H82ZM88 235V234H87ZM95 235V234H94ZM101 235V234H100ZM107 235V234H106ZM114 235V234H113ZM112 235V236H113ZM132 235V236H133ZM208 235V234H207ZM18 236V235H17ZM27 236V235H26ZM97 236V235H96ZM185 236V235H184ZM195 236H197V235H195ZM200 236V235H199ZM9 237V238H8ZM20 237H21V235H20ZM36 237V236H35ZM61 237V236H60ZM64 237V236H63ZM88 237V236H87ZM91 237V236H90ZM100 237V236H99ZM108 237V236H107ZM109 237H110V235H109ZM203 237V236H202ZM53 238V237H52ZM56 238V237H55ZM64 238H66V237H64ZM80 238V237H79ZM105 238V237H104ZM119 238V237H118ZM127 238L129 239V237L127 236ZM199 237L197 236V239H198ZM204 238H206V236H204ZM13 239V238H12ZM18 239V238H17ZM38 239V238H37ZM71 239V240H72ZM83 240H84V238H82ZM94 239V238H93ZM92 239V240H93ZM99 239V238H98ZM98 239H96V240H98ZM114 239V238H113ZM121 239V238H120ZM126 239V238H125ZM207 239V238H206ZM19 240V239H18ZM36 240V239H35ZM65 240V239H64ZM79 240V239H78ZM100 240H102L101 238H100ZM122 240V239H121ZM201 241L200 242H202V240L203 239H200ZM15 241V240H14ZM21 241V242H20ZM39 241V240H38ZM50 241V240H49ZM55 242H56V240H54ZM60 241V240H59ZM61 241H63V240H61ZM80 241V240H79ZM104 241H109V238H106V239H104ZM114 241H116V240H114ZM126 241V240H125ZM141 241H146V242H144V244L145 243H147L148 245L147 246H145L146 248L145 249H142L141 248V250H140V247L138 246L139 245V243L141 242ZM72 242H74V241H72ZM85 242V241H84ZM97 242V241H96ZM96 242L94 241H91L89 244L87 243V245L88 246H86V249H88V247H89V250H90V248L91 249H93L94 248V246H96L95 244H96ZM100 242V241H99ZM199 241H198V244L200 243ZM12 243V242H11ZM22 239L21 240H19V244H16V245H14V247L11 249L12 250V252L11 253H13V255L15 254V256H16V254H17V256H18V253H20V250H21V248H22ZM42 243V242H41ZM38 244L39 246H40V251L41 252H39V253H37L36 255H31V256H29V254L27 255V254H25L26 256L25 257H23V258H21L22 260H21V262H19L20 264H31V263H34V261L36 262V263H38L39 264V262L41 261H44V258H47L48 260H50L49 258H51V257H53V253H51L50 251V253H46L45 252V248H44V243L45 242H43L42 244ZM68 243V242H67ZM109 243H112V242H110L109 241ZM109 243H107V244H109ZM142 243V242H141ZM140 243V244H141ZM206 244H207V241L205 242ZM10 244V243H9ZM29 244V243H28ZM34 244H36L35 242H34ZM84 244V243H83ZM98 244V243H97ZM99 244H103V243H99ZM98 244V245H99ZM201 244V243H200ZM205 244V245H206ZM208 244H209V241H208ZM11 245V244H10ZM9 245V246H10ZM31 245H33V244H31ZM54 245H55V243H54ZM61 245V244H60ZM60 245H58V246H60ZM81 245V244H80ZM115 245V244H114ZM202 245V244H201ZM73 246V245H72ZM200 246V245H199ZM37 247V246H36ZM47 247V246H46ZM62 247H64V246H62ZM69 247V246H68ZM67 247V248H68ZM71 247V246H70ZM97 247V246H96ZM96 247L94 248V249H96ZM101 247H103V246H101ZM101 247H99L98 246V249L99 248H101ZM118 247H120V246H118ZM54 248V247H53ZM77 248V247H76ZM80 249L81 248H83V252H84V245L82 246L81 245V247H79ZM59 249V248H58ZM61 249V248H60ZM69 249V248H68ZM71 249V248H70ZM94 249H93V251H94ZM111 249V248H110ZM203 249V248H202ZM72 250V249H71ZM88 250V251H89ZM97 250V249H96ZM100 250H102V249H100ZM100 250H98V251H100ZM109 250V249H108ZM7 251H9V250H7ZM58 251V250H57ZM103 251V250H102ZM106 251V250H105ZM113 251V250H112ZM205 251V250H204ZM34 252H36V251H34ZM38 252V251H37ZM61 252V253H60ZM59 253L60 254H62V251H60ZM68 252V251H67ZM83 252L81 253V254H83ZM96 252V251H95ZM199 252V251H198ZM197 251H196V253H198ZM4 253H7V252H4ZM21 253H22V250H21ZM20 253V254H21ZM24 253V252H23ZM55 253V252H54ZM71 253V252H70ZM88 253V252H87ZM98 253H100V252H98ZM105 253V252H104ZM200 253H202V251L200 252ZM33 254V253H32ZM49 254V255H48ZM53 254V255H52ZM67 254V253H66ZM10 255V254H9ZM22 255V254H21ZM88 255V254H87ZM91 255V254H90ZM128 255V256H127ZM198 255H199V253H198ZM8 256V255H7ZM16 256V257H17ZM50 256V257H49ZM70 256V255H69ZM73 256V255H72ZM94 256V255H93ZM99 256V255H98ZM108 256V255H107ZM124 256H126V261H127V259H128V261H127V263H126V261L125 262H122V260H123V258H125ZM64 257V256H63ZM62 257V258H63ZM128 257V258H127ZM192 257H194V256H192ZM20 258V257H19ZM41 258H43V260L41 259ZM57 258H58V256H57ZM66 258V257H65ZM75 258V257H74ZM93 258V257H92ZM191 258V259H190ZM195 258H198V257H195ZM201 258V257H200ZM1 259H2V257H1ZM3 259H5V258H3ZM46 259V260H47ZM55 259V258H54ZM91 259V258H90ZM14 260V259H13ZM16 260V259H15ZM61 260V259H60ZM82 260H83V257H82ZM197 260H199V259H197ZM10 261V260H9ZM19 261V260H18ZM51 261V260H50ZM62 261V260H61ZM73 261V260H72ZM93 261V260H92ZM195 261L196 260H194V261H192V264H194L195 263ZM200 261V260H199ZM199 261H197V263L199 262ZM203 261V260H202ZM1 262H3V260L1 261ZM7 262V261H6ZM11 262V261H10ZM9 262V263H10ZM46 262H48V261H46ZM45 262V263H46ZM58 262V261H57ZM78 262V261H77ZM76 261H74V262H59V263H57V264H84V261H83V263H77ZM86 262V261H85ZM105 262V261H104ZM194 262V263H193ZM5 263V262H4ZM13 263H14V261H13ZM15 263H16V261H15ZM201 263V262H200ZM49 264H52V263H50L49 262ZM90 264H92V263H90ZM97 264V263H96ZM199 264V263H198Z\"/></svg>",
  "mask_w": 264,
  "mask_h": 264
}]
</instances>
